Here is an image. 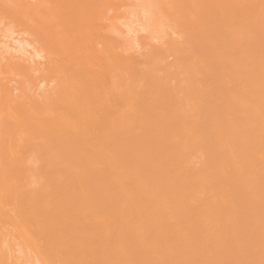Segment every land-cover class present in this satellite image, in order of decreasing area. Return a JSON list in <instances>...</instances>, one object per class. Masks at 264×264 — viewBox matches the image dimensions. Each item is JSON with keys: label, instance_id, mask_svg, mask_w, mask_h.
I'll list each match as a JSON object with an SVG mask.
<instances>
[{"label": "bare ground", "instance_id": "bare-ground-1", "mask_svg": "<svg viewBox=\"0 0 264 264\" xmlns=\"http://www.w3.org/2000/svg\"><path fill=\"white\" fill-rule=\"evenodd\" d=\"M116 1L117 0H0V37L2 38V39L0 38V264H10V263L11 264L12 263L17 264L19 262V260H21L20 258H18L20 256L16 255V254H18V253H16L17 252L16 249H19V248H21V250H22L21 252H19V254L23 253V252H25V254H26V251L30 252V253L32 251L34 252L35 250H33V249H35V248L37 249L36 251H37L38 255H39L40 251H41L40 253L43 252L44 255L41 254L43 256V257L42 256L41 257L43 258L42 259L43 262H46L45 264H47L46 259H50V262H49L50 264H86V260H85L86 255L89 252H91V253L93 252L94 254H96V256L98 255L97 258L98 257L101 258L100 263L98 262V260L94 259L95 261L98 262L97 264H117V262L119 264H126L127 261L125 260V253L123 252L124 249L122 248V246L125 245V244L123 245V243L124 242L127 243L126 238L128 239V242L132 243L131 246L129 245L131 247L130 249L133 250V252H136V254H139L138 256H140V255H144L147 257L150 256V257H152L151 258L152 260H153V258L156 260V258L159 257V258H161L160 261H162V259H163L164 260L163 262H166V263H167V257H168L170 264H184V263L188 264V263L192 262V261H190L191 258H187L188 255L192 254L193 250H194V252H196L198 250L197 247H199V248L201 247V246H198V244H196V243H198V242H196V240H194V242H195L194 245H192L191 243H187L188 241L185 242V244L183 243L184 245L183 244H175L173 241L176 239L173 240V238L171 239V238L167 237L168 236L167 235L164 237L165 238L164 240H162L160 242L158 240L159 245L157 244V246L155 248H153L152 250L151 249L148 250L149 248L147 249V247L145 246L147 240H149L151 237H152V239L155 238V236L157 234L159 236H160V234H164L163 230H167L168 225H170L169 223H167V220L164 221V223H160L159 219L161 217H166V218L168 217L170 219L174 218V222H178L182 219V220L187 221L186 223L188 225V220H190V217H192V216H188V214L190 215V213H187L188 211L193 213L194 218L193 217L192 218L195 219L194 221L197 224V226H195L196 227L195 232H196L197 236L203 237V239H204V236L207 233L211 232L210 233L211 234L210 235L211 241H209L211 244H209V245L211 246L213 244V246H211V248H210V246L208 245L209 246L208 248H204V249L200 248L201 250H204L203 252L207 251V253L210 252V254H211V255L206 254V256H204L203 260H205V257H206L205 262L207 264L211 263V262H212L211 264H217L218 260L221 257L220 256V253L222 250L221 248L224 247V246H221L222 245L221 242L223 240H221L222 239V235L220 233L221 231L219 232L220 229H224V228H219V227H221V225L224 226V224H225L228 231H231V232L235 231L236 233L238 232V234L242 235V236L245 235V240H247L246 236H247V238L250 237V239H251V237H252V239H253V237L256 238V235H257V237H259V235L261 233L263 234V237H264V231H263L264 225L262 224V222L260 224L256 220H254V219H257L258 214L262 215L264 213V206H263L264 205V186H263L264 185V183H263L264 182V173H263V178L261 179V181H262L261 182L262 184H261L260 180L257 179V178H259V176H258L259 172L258 173L255 172L256 169H257V171L262 170V169L260 170L259 168H261V167L258 166V164H260V163L257 164V161H256L255 163L257 165L256 164L255 165L257 168L253 167L254 158H252V157H254V156H252L253 153H256L258 156V154L262 150L264 151V0H260V1L259 0H222V1L221 0H196L197 2H199L198 5L199 6L201 5L200 8L198 7L201 11L199 13V10H198L196 13V11L194 10L195 11L194 13L201 14V15H199L201 19L198 18V15H197V18L199 20L203 19L202 22L204 21V26L200 25V27H198V28L195 27L196 28L195 31L191 30L192 31L191 33L194 32L193 35L192 34L190 35V33H188L189 35L187 34L188 36H186V37H190V38L186 39V38H184L185 36L182 37V35H180L185 40H183V39L179 40V41L176 40L175 38H173V37H175V34L172 32L174 34V36L172 38H173V40H175L177 42L175 43L173 41L174 44H171L173 42H171V38H169V36H168L167 39H169V42H171L170 43L171 45L165 44L166 46H164L163 43L160 44L161 41L159 42V44H156V45L155 44H149V43L143 44L142 43L143 40H141V37L139 38L140 41H139V39L137 41L141 42L142 44L141 43H135L136 40L134 41V43H135L134 45L131 42H130L131 44H128V42L126 43L125 41H123V40H127V39L121 40L122 38H120V36L113 35V33H116L115 31H113V28H112L113 33L111 34V32L109 31L110 28L108 27L109 24H107V19H109L111 17H109L110 15L107 17V15H108V11L112 7H114V4ZM119 1H117L115 5H117V4L120 5L121 2L118 3ZM126 1L127 0H125V3H126ZM147 1L149 3H151L150 0H147ZM163 1L161 0L160 2L163 4ZM186 1L188 2V0H185V2ZM148 2H146V3L148 4ZM160 2L157 3V5L160 4ZM168 2L171 3V5H173L172 2L175 3L174 0H171V1L168 0ZM177 2L179 4L180 1L178 0ZM181 2H183V1H181ZM258 2H260V4ZM136 3H137V1H136ZM165 3H164V6H165ZM121 4H123V3H121ZM181 4H183V3H181ZM127 5H128V3H127ZM132 5H134V3H132ZM150 5L148 4V6H150ZM166 5H168V4L166 3ZM194 5H197V4L195 3V4H193V6ZM134 6L136 7V5H134ZM134 6H132V7L134 8ZM159 6H161V5H158V7ZM181 6H183V5H181ZM151 7L155 8V6H153V5ZM166 7L167 6H165V8ZM184 7H185V5H184ZM187 7L189 8V6H187ZM143 8H145V10L148 9V7H143ZM171 8H173V6ZM150 9H152V8H149L148 9L149 11L148 10L147 11L150 12ZM166 9H164V10H166ZM173 9H175V8H173ZM176 9H177V7H176ZM176 9H175V11H176ZM185 9L187 10V8H185ZM189 9H191V8H189ZM195 9H196V6H195ZM128 10H130V9H128ZM131 11L133 12V10H131ZM131 11H130V13H131ZM169 11H170V8L168 9V11H166V13L167 12L169 13ZM171 11H172V9H171ZM158 12L156 11V13H158ZM127 13H129V12H127ZM162 13L164 14L165 11ZM172 13H175V12H172ZM190 13H192V11H190ZM231 13H233V14L235 13L236 15L233 16ZM142 14H144V12H142ZM177 14H179V13L177 12ZM230 14L232 16V19L228 20V17L231 18ZM248 15L253 18V20H252L253 22L250 20L251 17H249V19H247ZM164 16H166V15H164ZM172 16H174V14ZM189 16L191 19V17H193L194 15H192V16L189 15ZM150 17L154 18V20H155V17H152V16H150ZM150 17H148V18H150ZM151 18L148 21H152V25L149 22H147V23H149L148 24L149 26H153V24H154V27H152V28L156 27L155 29H157V30H158V27H160V29H161V27L165 28L160 23L158 24V20L154 21V22H157V24L155 25V23L153 22V20H151ZM160 18L161 17L159 16V19ZM178 18H179V16H178ZM131 19H132V17H131ZM142 19H144V18H142ZM125 20H127V19H125ZM134 20H132L133 23H135ZM186 20H183L182 22H184V21L186 22ZM194 20L195 19L190 20V21H194ZM248 20H250L252 22L250 25L253 26V28H255V30L253 31V32H256L255 37H254V33L250 34L251 31H247L249 34L246 32V30H247L246 27L249 25ZM128 21H125V24L126 23L128 24ZM196 21H197V19H196ZM222 21H224V23L227 27V28L224 27L225 28L224 30L222 29V27H221V29L218 28L219 24L222 23ZM109 22H110V20H109ZM160 22L162 23V21H160ZM187 22L183 23V25L187 24ZM130 23H132V22H129V24ZM136 23L139 24V22H136ZM145 23H146V21H145ZM189 23H191V22H189ZM205 23L207 24V26ZM123 24H124V22H123ZM142 24L144 25V22H142L141 25ZM157 25H161V26L157 27ZM170 25H172V23H170ZM191 25H189V26L187 25V26L190 27ZM208 25H209V27H208ZM128 26L129 25H127V27L122 28L124 30L126 28L127 33L129 32V30L136 28L135 27L136 24L134 27H132V29H129L131 27L129 26V28H128ZM149 26H148V29L150 30ZM182 26L181 25L178 27L176 26L177 30L179 27H182ZM195 26H196V24H195ZM113 27H114V25H113ZM249 27H247V28H249ZM152 28H151V30H153ZM163 28L161 30H163V32H166ZM168 28H169V25H168ZM185 28L187 29V27H185ZM143 29H144V26H143ZM189 29L190 28H188V31H189ZM141 30H142V28H141ZM157 30L154 31L153 33L151 32L150 34L153 35L155 32H157ZM180 30H182V29H180ZM248 30H253V29L250 28ZM132 31L134 32V30H132ZM135 31H137V30H135ZM243 31L246 32V34L251 35V36L250 37L248 36L247 37L248 39H246V36H245V39H243V37H244ZM118 32H120V31H118ZM141 32H143V31H141ZM141 32H139V34ZM180 32H183V30ZM122 33H123V31H122ZM158 33H161L160 30H158ZM158 33H156V34H158ZM172 33H171V35H172ZM122 35L124 36V34H122ZM128 35H130V33H128ZM169 35H170V33H169ZM164 36H166V35H164ZM252 36H253V38H252ZM5 37H6V39H5L6 41L3 40ZM134 37L132 39L136 38V37L135 38ZM223 37H225V40H226V38H228L229 41L226 40V41H228V46H225L226 44L223 43V41H224ZM7 38L9 40H7ZM249 39H251V40H249ZM2 41H4V42H2ZM153 41H154V38H153ZM155 41H156V37H155ZM155 41H154V43L158 42V41L157 42H155ZM183 41H184V43H183ZM163 42H164V40H163ZM179 42L181 44H179ZM175 44H177V45H175ZM27 47H29V50ZM204 47H206V49ZM30 48H31V50H30ZM204 49H205V53H204ZM197 50L198 51L202 50V53L201 52H197V53H201L203 56H201L200 54H198V55H200V57H202L203 59H201L194 52ZM183 51L184 52L186 51L185 52L186 54L185 55L183 54L185 60L183 59V57L181 55H179V54H182ZM192 52L198 56V57L195 56V57H197L196 60L192 59L193 58V57H191V56H193ZM226 53L228 55H229V53H231L232 57L226 55ZM174 54L175 55L178 54L179 56H181V59H183L186 62L189 60L190 62L188 61L187 62L188 64L191 63V65L187 64L189 66V68L186 71L187 75L185 72H182V73H185L186 76L189 75L188 77L190 78V81H188V79H189L188 77H187V80L185 78H183L186 80V82L188 81V83H186L185 81L183 82V80H181L182 78L181 79L178 78L179 81L176 79L177 77H183L184 74H182V73H181L182 75L180 74L181 76H179V73H177L176 75H178V76L175 78L176 81L173 80L175 73H176L173 70H177L179 68V71H180V69H182L184 67V66H180V64L179 65L177 64V66H178V68H177L175 65L176 63L174 64V61H173V66L175 65V67L177 69L172 70V68H173L172 62L170 65L169 64L170 59L168 57L171 55L174 56ZM187 54H189V55H187ZM236 55H237V58H239V59L236 58ZM173 56H172V58H173ZM225 56H227L228 58L226 59ZM229 57H231V60ZM198 58H200L201 60ZM234 58L237 59L238 62ZM174 59L175 58H173L171 60H174ZM197 59H198V61H197ZM167 60H169V61L165 63V61H167ZM194 60H195V62H194ZM232 60H235L237 63L234 61L232 62ZM184 61H183V63H184ZM163 62L165 63V66H162L164 64ZM181 62H179V63H181ZM161 63H163V64H161ZM211 63L216 64L217 65L216 67H218V65H220V67H221V69H219L220 67L218 68V70H220V71L217 72V75H215L216 73L214 72V75L217 78L214 75H210L211 78L208 76L212 72L210 71L211 69L209 66H208L209 70H207L208 68H205V66L207 67V65L211 64ZM182 65H184V64H182ZM186 67L187 66H185L184 68L186 69ZM199 67H201L202 69L205 68V70L207 72H210L207 75L206 71L203 70L206 73V74L202 73L204 76V77L201 76L203 78V80L206 77L205 75L208 76L207 78H205L204 81L202 79H198L200 77V74H201V71L199 69L197 71V72L200 71L199 74L196 75L197 72H194ZM211 68H214V67H211ZM122 70H126L125 73H123V72L121 73ZM119 71H120V73H119ZM179 71L177 70V72H179ZM181 71H183V70H181ZM173 72H174V74H173ZM242 72L244 74H242ZM192 73L195 75L193 76ZM235 73L236 74L239 73V75H241V76L245 75V76H243L244 78H242L240 76V79H238L239 77L237 78L234 76V75H236ZM191 75H192V77H191ZM196 76H198L197 79L193 80V78H196ZM232 78L238 79L237 85H235L237 87H235V88H233L234 86H231V85L229 87V83L232 82L231 84H233V82L235 81V79H234V81H231ZM255 78L259 82H257V80ZM142 81H143V83L140 84V82H142ZM181 81H182V83H181ZM149 87L151 89H153L152 87H154V88L156 87L157 89L156 90L154 89V93H153V90L151 91L148 89ZM146 90L149 92L151 91L152 94H151V92L149 94L148 93L146 94L145 93ZM224 90H225V92H223ZM220 91H221V93L223 92L224 94L221 95ZM248 94H250V95L254 94L253 96H256L255 99L253 97L254 102H252L251 98H250L252 95L251 96L249 95V97H247ZM205 95H207L208 97H206ZM209 95L214 96V98L212 97L213 98L212 100H214V101H211L210 104L213 106L215 105V106L212 108L209 107V109H208V106H210V104L207 103L208 102L207 99L210 98ZM193 97L195 99H193ZM168 98L169 99L171 98L170 100H172L173 98L177 99L176 102H178L180 104V106H183L184 108L180 107V109H178L179 107L176 108L175 106H174L175 108L174 107L170 108L171 106L167 107L166 102L167 103L169 102ZM196 98H197L198 102L195 103ZM200 98H202L204 101ZM204 98H207V99H204ZM148 99H150V100H148ZM188 99L189 100L190 99L195 100L194 102L193 101L191 102L193 104L195 103L194 106H192V104H190V106H192L193 108L196 107L195 105L197 103H198V105L202 104V103H199L200 102L199 99L201 100V102L203 101V103L206 100L207 105L208 104L209 105L207 106L205 103L204 104L207 107L199 105L200 109H204L203 111H199L200 110L199 109V110H197L198 111L197 112L195 109H192L191 107H189V109L191 108L189 110V109H186V107H187L186 101L188 102ZM210 100H211V98H210ZM163 101H165L166 105L161 104ZM246 101H249V102H246ZM173 102H174V100H173ZM176 102H174V103H176ZM154 103L157 106H158V104H160V105L158 107L157 106L156 107H154V106L150 107L149 104L153 105ZM119 104H122V106H124V107L118 108L117 105H119ZM171 104L172 103H170L169 105H171ZM224 104H229V105L234 104L236 106V107L233 106L234 108L238 107V109L241 108V111L245 110V112L240 111L242 114L246 113V116L242 115L244 117V119L242 120V122L240 121L241 125L240 124H238V125L234 124L236 126V128L235 127L233 128V126H231L233 123H231L229 125L231 127H229V126L227 127V126H223V125L220 126L218 124L217 126H220V127H218V129H216L217 127L214 125L215 129H213V130L214 131L216 130L214 132L215 134L213 133V130H212L213 134L211 133L212 127H209V128H211L210 131L208 130L209 128L207 127L208 131L205 132L206 128L204 127L205 129H201V126H200L199 128L201 130L198 129V131L200 130L199 132L198 131H195V132L191 131L192 133L187 135V137L189 136V139H190V142L192 143V145H195L197 143L195 146L198 145V141L200 140L201 136H203L204 140H206V141H207V139L210 140V139L214 138V139H212V141L210 140L211 144L215 143V142H213V140L216 142L218 141L217 142L218 146L220 144L221 150L219 149L220 151H218V152H217V150H216V152L214 151L215 152L214 155L212 153H213V150H215L217 144L215 143L216 146L214 147V149L212 148L213 146L209 147L210 152H212L211 153L212 155L211 154H209V155L213 156V157H211V159L213 158V160L209 159V160H211L210 162L212 163V165L208 160L209 164H204V161H203V164L206 166L209 165V166H207V167H209V169H207L205 166H201V167H204V169L206 168L205 171L207 173L204 172L203 170H201L200 167H196V168H199L201 171L199 170L198 172L195 173L194 172L196 170L195 167H194L195 170L193 169L194 171H190L192 169V167H191V163L189 161H187V159L190 161H191V159L193 160V157H194L196 151H195V153H193V150H191V148L193 149V147H195V146H192L190 144V142H187L189 139L186 138L185 139L186 142H185V140L183 141V142H185L186 145L183 142H182L183 143L182 144L181 142L178 141L179 143L175 144L174 143L175 141L174 142L172 141L171 143L175 144L172 153L167 152V155H165L164 158L162 157V159H160V156L158 154H157V157H155V155L152 154V152L147 149V151H149L152 155H154L153 158L155 157V160H157L156 158H158V156H159L158 159H160L158 162L154 161V159H152L154 162V163L152 162L154 165L153 167H155V170L157 172L160 171V172H158V174H153V175L156 176V175H160V173L166 172L167 175H165L166 174L165 173L164 174L165 176L161 175V177L164 176L163 178H165L167 176V178H165L164 180L161 178L162 181H160V179L158 180L156 178L157 177L156 176V177H153V178H156V180L153 181V178L151 177L153 182L151 183L150 182L151 180H150L149 181L150 183L149 182L146 183L148 181L146 179H148V177L152 176V171L151 172L149 171L151 168L153 169V167H151L152 164L150 162V159L152 157L150 158V156H149V159H148V155H150V153L149 152H148L149 154L145 153L147 151L140 153V154L145 153L147 157L146 156L143 157V155H142V157L144 159L146 157V159L149 160V161L147 160L148 162L143 161L144 159L141 161H143L145 163L150 162V164H145V163L142 164V162L140 164L139 162H136L137 160L135 161V160H133V158L132 159L130 158L129 152L132 150L131 148H132L133 143H131V141H133L132 136H133L134 132L132 130V132H131L132 136H130V133H128L129 131H127L126 134H124V135L121 134L124 132V131L121 132V130L123 128L121 126H122V124H124L123 122L125 120L127 122V119H128V121H130V123L127 122L128 123L127 124L125 122V124H127L130 127V129H134L135 128L134 126H139V125H140L139 128L141 129V126L144 127L143 126L144 124L148 125V124H146L148 122L142 123L143 125L140 124L141 122H143L142 121L143 117L148 118L147 116H149V117L151 116V118H153L152 116H154V118L156 120L158 118H161L160 119L161 124H163L162 126H164V129L161 127L163 129V130L162 129L161 130L165 131L166 135L171 134L172 136H176L175 138H177L179 140V137H177V135L178 136H180V134L184 135L183 130H181L184 127V125L190 124L189 127H191V129H194L195 128L194 125H197L194 123L195 122L198 123V121L188 123L187 121H185L186 119H184L183 117L186 118L188 116L190 118V116H192L191 118L193 119V117L197 115L196 117L199 118L198 115L200 114V112H203V114H205V115H203V117L204 116L205 117L206 116H212V120L214 121L215 118L221 117L219 115L225 114L224 112L223 113L221 112L224 110L226 111V109H223V108H221L223 110L220 111V113H222V114L218 113L220 106L224 105ZM176 105H177V103H176ZM177 106H179V105H177ZM216 106H218V109L215 108ZM202 107H206L207 109L202 108ZM222 107L225 108L226 106L224 105ZM230 107H232V106H230ZM257 108L258 109L260 108L259 111ZM234 110L235 109H233V112H234ZM261 110H262V112H261ZM232 114H234V113H232ZM236 114H239V113L237 112ZM226 115H227V113H226ZM200 116H201V114H200ZM229 116H230V114H229ZM156 117H158V118H156ZM170 117L176 118V119H180V117H181V120H180L181 123L179 121V126L177 125L178 122H176L178 120L175 119V121H173V122L174 123L176 122V123L174 125L175 127L173 128L172 127L173 123L171 122L173 119L172 120L170 119L171 120L170 121L169 120ZM239 117H240V119L242 118L241 116H239ZM131 118L137 119L139 122L141 120V122L139 123L137 120H135L139 123V125H136V124H134L135 122L133 121L134 125L132 124L133 128H131L132 127L131 126V121H132ZM165 118L168 119V121L172 124H169V122H168L167 124L165 123V125H164L163 121L165 120ZM182 118L184 120H182ZM191 118H190V122H191ZM226 118L228 119V117H226ZM233 118H234V116H233ZM233 118L230 117V119H233ZM148 120H149V118H148ZM160 120H158L157 122H159ZM193 120H195V117ZM206 120H204L205 124H206ZM210 120L208 119V121H210ZM224 120L226 121V119H224V118L222 119V121H221V119L219 121L221 123V122H225ZM237 120H238V118H237ZM200 121H201V119H200ZM213 121H211V123ZM219 121H217V122L219 123ZM229 121H231V120H228V122ZM157 122L155 121L156 125L157 124L160 125V123H157ZM184 122L185 123L187 122L188 124L187 123L185 124ZM249 122L253 123V128L247 126V124ZM153 123H154V120H153L152 124ZM182 123H184V125H182L181 126L182 128H180V125ZM211 123L209 124L210 126H211ZM214 123H216V122H214ZM235 123H237V122H235ZM150 124L151 123L149 122V125ZM192 124H194L193 125L194 128H192V126H191ZM221 124H223V123H221ZM127 125H124V126L127 127ZM156 125H153V126H156ZM159 125H158V127H159ZM225 125H226V123H225ZM254 125H257V126H254ZM117 126H119V128L121 129L120 130L121 133L117 131L119 129V128H117ZM151 126H150V128H151ZM177 126H178V129H177ZM237 126H239V127L237 128ZM126 127H125V129L128 130L129 128L128 127L126 128ZM158 127H156L157 130H158ZM196 127L198 128V126H196ZM105 128L110 129V133L107 135L102 134V132ZM139 128L137 130L139 132H141L142 129L139 130ZM175 128L177 131L175 130ZM179 129L181 131H179ZM245 129L247 131L246 132V139H245V136H243ZM137 130L134 129L135 132ZM170 130H172V131L170 132ZM203 130H204V133L210 132L211 134L210 133L204 134ZM162 131H161V133H162ZM149 132H147V133L150 135L146 134V136L143 135L144 132L143 133L141 132V134L138 133L137 135H136V133H137L136 132L134 135L139 136V134H140L139 138H137L138 141H140L141 135H142V139H141L142 142H143V139L145 137L146 138L149 137L148 139L150 141V138L153 137L154 134L157 132H155V133L153 132V134H152V132H150V133ZM174 132H177V133H174ZM119 133L121 134V136ZM165 133L163 132V136L165 137V140H163L164 139L163 136L161 138L162 143H160L161 139L159 142L156 139L157 137L158 138L161 137L160 134L158 136H156V138H154L155 136L153 137L154 140L156 139L155 141H157L159 143V144L155 145L154 144L155 141L153 140V142H154L152 145L153 148L158 147L156 151L161 150V149H164V151H166L167 150L166 148H168L170 146L168 143H166L167 142L166 138H168L169 136L166 137V135H164ZM200 133H203V134H200ZM128 134H129L128 137L129 138L131 137L130 139H132L131 141H130V139H127L128 137L126 139H123ZM157 134H155V135H157ZM198 136H200V137H199V139L197 138L198 140L196 141V137H198ZM133 137H135V136H133ZM203 137H201V138H203ZM205 137H207V138L205 139ZM153 138H151V140ZM169 138H168V140H169ZM173 138L172 139L170 138V139L174 140ZM123 140H126V141H123ZM181 140H183V139H181ZM204 140L201 139L199 141V143H201V141L204 142ZM134 141H135V139H134ZM138 141H137V144L141 142V141L140 142H138ZM164 141H166L165 143L168 145L163 143ZM126 142H130L129 143L130 145L126 146L128 144ZM142 142L140 143L141 145H145L148 143L147 142L145 144H142ZM144 142H145V139H144ZM150 142H152V141H150ZM150 142H149V144L151 145L152 143H150ZM223 142H227V143L231 144L232 147H234L233 148L234 151H232L234 153L232 156H231L232 153L229 152L231 149L229 151H227L228 154L224 155V151H226L224 149H227L228 145L226 143L227 146L225 147V144H222ZM107 143L110 144L109 147L111 146L110 147L111 150L108 149L109 150V151H107L108 155L105 153L107 148L104 149L105 151L104 150L103 151L107 155L106 158L108 157L107 161L111 162V167H110V164L107 165L106 167H104L105 164H103V163H105V162L103 160H102L103 163L102 162L101 163H102V166L104 165L103 166L104 169L109 166V168L111 170V171L110 170L109 171L110 172L114 171L113 172L114 177H113V173H112V176H110V178L113 177L114 184L119 185V186L115 187V190H113V193L108 192L109 194H107V192H106V194L104 193L106 191L105 188H104V192L101 191L102 190L101 185L103 184V180L101 178L102 176L98 177L99 168H97L96 164L98 162L100 163L99 160L101 157L98 156V158H96L95 156L97 153L99 155V153L101 151L99 150L98 152H95L96 153L95 155H94V153H91V152H93L94 149L96 150L97 148L104 147V145ZM187 143H188V146H187ZM149 144H148V148L150 146ZM201 144L203 145V143H201ZM206 144H208V143H206ZM139 145L135 144L133 146V147H135V149H137L136 152H138V153H139L140 149L138 147L136 148V146H139ZM157 145H160V146H157ZM165 145H166V148H164ZM189 145L192 146V147L190 146L191 147L190 151L192 152V155L194 154L193 156L190 155V151L188 149ZM222 145H223V149H222ZM152 146H150V147H152ZM142 147H140V148H142ZM204 148L207 149L206 146ZM210 148L213 150L211 151ZM86 149H88V151H90L92 149V151H90L91 154L89 152L85 151ZM135 149H133V150L135 151ZM142 149H141V151H143ZM154 149H156V148H154ZM216 149H218V148H216ZM117 150H119L118 153L121 152V154H122L118 158H117ZM133 150H132V152H133ZM151 150L153 151L152 148H151ZM201 150H199V151H201ZM156 151L154 150L153 153L155 152V154H156L157 153ZM244 151L247 153H244ZM204 152H205V157H207L206 155L208 154V149H207V154H206V150ZM204 152H203V154H204ZM161 153L162 152H160V155H161ZM168 153H170V154H168ZM239 153H241V154L244 153L243 154L244 156H242V159H243L242 164H240V166L244 165L243 167H240L241 169L244 168V170H240L239 165H237V163H236V165H234L235 166L234 167L235 169H234L232 167V165H233L231 162L232 160L230 161L232 165H229V163H228L229 160L227 159L228 161H226L224 158L226 156L227 158L233 157V159H235V158L238 159L239 157L236 154H239ZM134 154L136 155V153H134ZM222 154L224 155L223 158H222V156H223ZM228 155H230V156L228 157ZM246 156H247V158L249 157V159H251V160L249 161V159H247ZM259 156H258V158H259ZM43 157H46V160H43L42 159ZM133 157H135V156H133ZM136 157H139V156L136 155ZM189 158H191V159H189ZM261 158H259L258 160H260ZM97 159H98V161H97ZM103 159H104V156H103ZM180 159L182 160V162H183V160H186L185 162L190 163V166H188V165L187 166L191 167V168H189V170H186V168L188 169V167H186L185 169L181 170L182 169L181 167L184 168L186 165H184V166L182 165L180 167V164H179L180 170H178L179 167L178 168L176 167V169H175V166H173V162L178 164L177 161H180ZM230 159H232V158H230ZM224 160H225V162H224ZM248 161H249V163L250 162L251 163L249 164ZM119 162H122V165H120ZM191 162L193 163V161H191ZM226 162L228 163V165L230 167H232L231 171L233 172V170H234L236 173L233 172V174H232V172H231L232 175L228 176L230 173V170L228 171V169L226 167L228 165L224 166V164H226ZM155 163L157 164V166L155 165ZM240 163H241V161H240ZM117 164L120 165L121 168ZM182 164H185V163H182ZM251 165L253 168L249 167ZM98 166L100 167V165H98ZM102 166H101V168H102ZM176 166H178V165H176ZM192 166H195V165L192 164ZM237 166H238V168H237ZM136 168L140 169L141 172H144L145 173V174L143 173L144 176L142 173H139L140 171H138V170H136V173H135L134 169H136ZM210 168H211V170H210ZM117 169L119 172H117ZM119 169L120 170L123 169L122 170L123 172L121 173V171ZM212 169H213V171H212ZM251 169L253 171H250ZM254 169H255V171H254ZM132 170H134V172ZM155 170H153V171L155 172ZM137 171L139 174H137ZM248 171H250V172H248ZM64 172L65 173L68 172L70 176L68 174H65ZM110 172H109V174H110ZM129 172H130L132 179H134L133 177H135L136 175H138V176L141 175L143 177L142 182L143 183L145 182L146 184L141 183L140 181L142 180V178L141 177L139 178L137 176L138 179H140V181H138L137 184L133 183V185L135 184L136 187H134V189H133L134 193L131 192L134 195L133 196L128 195L131 197V198L129 197L130 200H128L126 202L119 201L118 206H116V204H115L116 202H115V203H113L115 207L111 206V204H110V206H111L110 209L113 207L114 208L111 210L112 212L111 211H109V212H111L115 215V221L116 222L121 221L124 224L125 221L136 218V217L135 218H132V217H134V216L138 217L139 215H141L142 214L140 212L141 210L139 211L137 209L138 207L135 206L134 203H136L135 202L136 199H139L142 196L144 199H145L144 196H149V195H151V199H152V196H154L156 194H158V195L160 194V195H163L165 197L171 196L169 198H173L172 199L173 203L171 205H169L172 200H170V203L168 204L167 201L165 203L164 201H162L158 198L159 200H156L157 203L155 205L151 206L150 208H147V206L149 207V204L151 202H149V204H146V206H144V208L146 207L147 210L142 211L143 214L141 215L142 216V222H144V224H145V228H144L145 231L140 230V227L137 224L139 222L136 223L137 225L136 224L131 225L129 223L130 226H128V227H130L129 229H131L133 231L132 234L129 232V234H128L129 236H126L127 235L126 233L128 232V231H126L127 229H124L126 231V233L124 230H122L124 232H118L119 230L117 231L116 227L113 226L112 230L114 229V227H115L114 230H116V231H114V233L116 232L115 236L113 237V240L111 239L112 242L107 241L108 243L110 242L108 248H110V246L112 247L109 249V250L112 249V251H111L112 255L110 257L105 258L104 257V254H105L104 251L106 250V246H105L106 242L105 243L103 242L104 245H102L100 243V246H96L95 244H93L94 246H96V249H95V247L92 246V248L95 251L94 252L93 249H91V247L89 248L90 243H91L90 241H94V239L93 238L91 239V237H90L91 235L88 236L87 231L85 234V231H84L85 226L81 225L83 223H78L75 225V224H73V222L77 223L78 220L79 221L82 220V218L84 216H87L90 213L92 215H98L100 212L102 213L101 210H103V209H101V208L103 206L100 207V205H101L100 203L106 201L105 200L106 197H108L107 199H109L111 197V195H115V197H116V194L118 191H119L118 192L119 195L121 196L122 193L120 191H122V192L126 191L125 188L123 187L124 185L122 186V183L118 179H120L121 176L123 178L124 174H125V176L127 174L129 175ZM211 172H214V173L211 174ZM237 172H240V173H237ZM251 172H255V174H257V177L256 178L254 177V175H255L254 173H252L253 175L251 176ZM43 173H44V175H43ZM94 173H95V175H97L98 178L94 179L92 177V179H94L92 181V179H90L91 178L90 176L91 175L93 176ZM104 173H105V171H104ZM104 173L102 172L101 174H104ZM105 174L103 175L104 177H105ZM117 174H118L119 178L117 177ZM132 174H134L135 176H133ZM208 174L209 175L211 174L210 177L212 179V183L217 182V184H218L217 188L218 189L216 188V186H217L216 184H215V186L211 185L213 188L211 189V187L210 188L205 187L206 188L205 190H207V192L204 191V192H206V194L205 193H203V194H205V196H207L208 195L207 194L208 189H211V190H209V196H210V193H213V195L217 194V195L221 196V198H222L223 197L222 194H223L224 198L226 200L222 199L223 201L222 200L220 201L221 198L219 196L216 195L218 197L217 198L216 196L211 195L212 198H209V199L204 198L205 200H203V198H202L201 201H205L202 203L196 199L197 201H199L202 204L201 206L198 205V207H196L197 206L196 201L194 202L196 204H194V203L191 204V201H189L190 198L192 197V193L199 192V191H196V192L193 191V190H195L194 188L197 189V187H194V186L198 182L196 185L199 186L198 189L201 191L200 187L203 188L204 186H207V185L209 186V184H212V183H209L207 180V179H210ZM65 175H67L69 177H67ZM195 175H197V176H195ZM233 175L236 177L238 176V178H241L243 180V181L242 180H240V181L242 183L241 187L243 188L244 191L243 192L241 191L243 195L241 194V192H238L240 194H237V195H242V196H237L235 193L238 190L235 189L236 186L234 184H232V187L235 186L233 188V190L235 189V191H234L235 193L232 192L233 190L232 191L228 190V191H231L230 194L232 193V195L234 193L235 198L230 197V198H228V200H229L228 201L227 197H225L228 194V191H227L228 188L225 189V187L229 186L230 187L229 189H232V187H231V185H228L230 183H229V181L227 182L226 179H227V176L231 177V178L234 177ZM64 176L67 177L68 179L65 178ZM131 177L129 176V179ZM207 177H209V178H207ZM159 178H160V176H159ZM238 178H234V179H236V181H237ZM213 179H215V180L213 181ZM234 179H233V181H234ZM255 179H257L256 180L257 182L253 183ZM117 180L119 182H117ZM125 180H126V177H125ZM157 180L159 181V183ZM236 181H234V183ZM125 182L126 183L128 182L129 184L131 183V181H125ZM90 183H93V185H91ZM109 183L110 182L106 183V188L108 186H110ZM226 183H227V185H226ZM86 184H88V185H86ZM114 184H112V185H114ZM193 184H194V186H193ZM30 185H33V186L31 187ZM112 185L110 187H112ZM146 185L148 187H146ZM238 185L240 186V184H238ZM238 185H237V187H238ZM87 186H90L91 189L93 188L94 190L93 189L92 190L95 193H92L90 187H88L90 189V191H89ZM220 186H221V188H220ZM118 187L120 190L117 189ZM179 187L182 188V189L180 188V191L181 190L183 191V188H184L185 194H187V191L188 192H189V190H191V191L187 195H182V193H179L182 195V196L180 195L181 196L180 197L179 195H177L176 192H174L177 190V188L179 189ZM190 187L192 189H190ZM187 188L189 190H187ZM222 188L225 189L226 191L224 190L225 192L224 191L222 192ZM239 188L240 187H238V189ZM172 189H174L173 192H172ZM212 190H214L217 193H215L214 191L212 192ZM217 190H219V191H217ZM220 190L222 192L221 195H220V193H221ZM177 192H178V190H177ZM218 192H220V193L218 194ZM173 193H174V197H173ZM199 193L201 194L202 191ZM198 194H196V195H198ZM234 195H233V197H234ZM195 196H194V198L192 197L193 198L192 200L195 199ZM127 199H128V197H127ZM140 199H142V198H140ZM151 199H150V201H151ZM259 201H261L260 202L261 204L259 203ZM146 202H148V201H146ZM221 202H224V203H221ZM251 203L254 204L253 205L254 207H252ZM103 204H105V202ZM257 204H259V205L263 204L262 205L263 208L260 209V207ZM129 205H130V207L131 206H135V207H132V209L131 208L128 209L127 207ZM235 205L237 208L235 207ZM250 205H251V208H250ZM255 205H257L258 207L257 206L255 207ZM140 206H141V204H140ZM240 207H242V208H240ZM181 208L184 210H187V211H185L186 213L185 212L182 213L183 215H181V213H179ZM107 211L108 210H106V212ZM101 213H100V215H101ZM248 213L249 214L251 213L252 217L253 216H256V217H253L254 218L253 219L251 217V214L248 215ZM244 214H245V216H244ZM104 215H101V216H104ZM261 215H260V218L264 214L262 216ZM105 216H107V215H105ZM185 216H186V218H185ZM237 216L239 219H242V218L244 219V221H242V222H244L243 225H242V223H241V226L238 225ZM240 217H242V218H240ZM250 217L253 220H250L251 219ZM96 218H101V217H99V215H98V217H96ZM89 219H91V217H89ZM92 219H94V218H92ZM139 219H140V216H139V218H137V220H139ZM248 219L250 220L249 223H248V221H249ZM262 219L264 220L263 217H262ZM262 219H261V221H262ZM123 220H125V221H123ZM224 220H225V222H222ZM258 220L260 221V219H258ZM115 221H113V223ZM251 221H252V223H251ZM255 221H256V223H255ZM80 222H82V221H80ZM109 222H111V221H109ZM109 222L107 220H101V221L97 222V224H96L97 225L96 231L98 232L97 235L101 236L102 234H107V232L109 230H111L110 227L112 225ZM171 223H172V221H171ZM189 223H190V221H189ZM263 223H264V221H263ZM113 225H115V224H113ZM218 225H220V226H218ZM193 226H194V223H193ZM9 227L10 228L13 227L14 229L12 228L13 230H11V229H9ZM28 227H30V228L34 227V228L30 229ZM90 227H92V226H90ZM123 227H124V225H123ZM180 227H181V225H180ZM238 228L241 229L242 231L244 230V231L250 233L251 236H249V234L244 232V231L243 232L240 231ZM260 228L263 229L262 232H260L261 230L258 231ZM25 229L28 231V233H25ZM28 229H30V230H28ZM187 229H189V228H187ZM191 230L193 232V229H191ZM13 231H14V233H13ZM29 231H31V232L34 231L33 235ZM180 231L182 232V230H180ZM15 232H16L17 236H14ZM35 232H37V235ZM224 232H226V231H224ZM215 233L217 236L215 235ZM10 234H12L14 237ZM172 234H174V233H172ZM186 234H187V232L185 233V235ZM9 235H10V240H8ZM34 235H35V237H34ZM109 235H111V234L109 233ZM224 235H226V234H224ZM229 235H231V234H229ZM6 236H8V237L6 238ZM22 236H24V237H22ZM36 236H37V238H36ZM177 236L178 235H176V237ZM181 236L183 237L184 235L182 234ZM11 237H13L12 238L13 240H11ZM184 237H183V239H184ZM226 237H227V235H226ZM235 238H238V236H236V237L234 236L233 239H235ZM239 238H240V236H239ZM6 239L10 242H7ZM193 239H195V238H193ZM250 239H249V242L251 243ZM177 240H178V238H177ZM198 240H199V242L201 241L200 239H198ZM256 240H258V239H256ZM12 241L13 242L15 241V242L13 243ZM152 241H154V240H152ZM233 241H235V240H233ZM233 241H232L233 246H232V244L230 246H226L224 243V245L226 247H224L225 249H223V250H225V251L222 250V253L225 254L226 248L229 247L230 249L229 250L227 249V250L230 252L233 251L234 257H236V255L238 257L240 256L241 260L237 257L238 258L237 260L238 261L240 260L239 261L240 264L245 263L244 260L247 261V264H248L249 260L252 261V262H250V264H252V263L264 264V247H262L263 249L260 247V249H259V251H261V253H260L257 250V248H259V246L256 245V243L250 244L249 242H247L245 244L244 241H240V242H238V241L233 242ZM205 242H207L205 244H208V241H205ZM243 242L245 245L242 244ZM12 243L14 245H12ZM168 243H169V245L174 243L172 245L173 247H170L171 246L170 245L167 248ZM8 244L12 248H14L15 246H18V247L16 249L14 248V249L10 250L8 247ZM215 244L216 245L219 244L218 245L219 247L221 246L219 248L220 251H219V249H216V248H218V246H216ZM247 244H249L250 246H248ZM258 244H259V242H258ZM195 245H197V246H195ZM251 245H253V247H251ZM261 245L263 246V244H261ZM24 246H25V248L22 249ZM214 246H215V248H214ZM247 246H248V249H246ZM165 247L167 248L166 251H168V256L167 257L165 256L162 258L161 257L162 255H160V251H163V248L165 250L166 249ZM249 247L251 250H254V252L251 251L249 249ZM30 248H33L32 251H29V250H31ZM207 249H209V250H207ZM255 249L259 253H257L258 254L257 255L258 258L256 257L257 260L253 261V260L249 259L248 257H252V255H251L252 253H254V255H256ZM14 250H15V254H12V253H14ZM24 250H26V251H24ZM38 250H39V252H38ZM90 250H92V251H90ZM131 250H130V252H131ZM214 250H215V253L213 252ZM228 251L226 252L227 254L230 253ZM245 251H247V252H245ZM130 252H129V254H131ZM194 252H193V254H194ZM30 253H28V254H30ZM212 253H213V255H212ZM245 253L246 254L248 253V255H246ZM10 254L13 255L12 256L13 259H11L12 257L10 256ZM34 254H35V252H34ZM184 254H187V255H184ZM224 254H222V256H224ZM35 255H37V254H35ZM166 255H167V253H166ZM217 255H218L219 259H218ZM228 255L231 256V253ZM21 256L23 257V254ZM46 256H47V258H46ZM212 256H214V257H212ZM246 256H248V257H246ZM185 257L190 262L186 261ZM194 257L195 256H193V258ZM196 257H198V255ZM224 257H222L223 258L222 261L224 260ZM227 257H228V261H229L230 257L229 256H227ZM227 257H225V258H227ZM129 258L131 260L132 257H129ZM201 258H203V257H201ZM27 259H28V257H27ZM92 259H93V257L91 258V260ZM158 259L156 260L157 263H158ZM30 260H31V258H30ZM123 260H125V262ZM207 260H209V261L207 262ZM242 260H243V263H241ZM9 261H10V263H9ZM24 261L26 262V260H24ZM35 261H36V258H35ZM180 261H182V262H180ZM214 261H215V263H214ZM220 261H219V263H220ZM234 261H235V259H234ZM194 262H195V260H194ZM205 262H204V264H206ZM230 262H233V261L231 260ZM40 263H41V261L38 264H40ZM128 264H129V262H128ZM233 264H236V262H234ZM237 264H239V263H237Z\"/></svg>", "mask_w": 264, "mask_h": 264}, {"label": "rangeland", "instance_id": "rangeland-1", "mask_svg": "<svg viewBox=\"0 0 264 264\" xmlns=\"http://www.w3.org/2000/svg\"><path fill=\"white\" fill-rule=\"evenodd\" d=\"M117 1H119V0H117ZM117 1H116V2H117ZM127 1H128V0H127ZM127 1H126V3H125V0H120L118 3H120V2L123 3V4L120 3V5H119V4L115 5V4H116V2H115L114 7H112V8L108 11V15H107V17L110 15L109 17H111V18L107 19V24H109V25L111 26V27H110V26L108 25V27L111 29V30L109 29V31L111 32V34L113 33V32H112V28H113V31L116 32V33H113V35H115V36H116V35H117V36H120V38H122L121 40H123V39H127V40H123V41H125L126 43L128 42V44H131V43H132V44L134 45L135 43H141V42H138V41H137V40L141 37V40H143V41H142L143 44H144V43H145V44L149 43V44H155V45H156V44H159V42L161 41L160 44L163 43V45L166 46L167 44H170V43L173 42V41H174L175 43L177 42V41L173 40V38H175V39L178 40V41H179V40H182V39H183V38H182L183 36H185L184 38H186V39H187V38H190V37H186V36L189 35L188 33H190V35H191V34L193 35L194 32L191 33L193 30L195 31V29L198 28V27H200V25H201V26H202V25L204 26V21L202 22L203 19H202V20H199V19H198V18H200L199 15H201V14H199L200 11H201L199 8H200L201 5L199 6V5H198L199 2H197L196 0H188V2H187V1L185 2V0H179V1H180L179 4H178V2H177L178 0H177V1L174 0V2H175V3L177 2V3L175 4V3L172 2L173 5H171V3L168 2V0H164V1L162 0V1H163V4L160 2L161 0H155V1H154V0H150L151 3H149L147 0H145V1H144V0H142V1H141V0H135V1H134V0H133V1L131 0V1H130V0H129L130 2H129V1L127 2ZM136 1H137V3H136ZM153 1H154V2H153ZM158 1L160 2V4H158V5H161V6H159V7H158V5H157V3H159ZM166 1H167V2H166ZM169 1H171V0H169ZM181 1H183V2H181ZM191 1H192L193 3H192ZM195 1H196V2H195ZM221 1H222V0H221ZM259 1H260V0H259ZM146 2H148L149 5H150V4H151V5L148 6V4H147ZM155 2H156V3H155ZM165 2H166L168 5H166ZM127 3H128V5H127ZM130 3H131V4H130ZM132 3H134V5H136V7H135L134 5H132ZM164 3H165V6L168 7V8L166 7L167 9L165 8ZM181 3H183V4H181ZM186 3H187V4H186ZM195 3H196L197 5H194V6H193V4H195ZM258 3L260 4V2H258ZM177 4H178V5H177ZM189 4H190V5H189ZM152 5L155 6V8L151 7ZM181 5H183V6H181ZM184 5H185V7H184ZM132 6H134V8H133ZM172 6H173V8H175V9H176V7H177L176 11H175V9L171 8ZM187 6H189V8H191V9H189ZM195 6H196V9H195ZM143 7H148V9H149V8H152V9H150V12H148L149 10H148V9L145 10V8H143ZM160 7H161V8H160ZM193 7H194V8H193ZM198 7H199V8H198ZM131 8H132V9H131ZM162 8H163V9H162ZM169 8H170L169 13H168V12L166 13V11H168ZM181 8H182V9H181ZM185 8H187V10L189 9V10H188L189 12H188ZM128 9H130V10H128ZM154 9H155V10H154ZM160 9H161V10H160ZM164 9H166V10H164ZM171 9H172V11H171ZM131 10H133V12H132ZM134 10H135V11H134ZM147 10H148V11H147ZM151 10H152L153 12H152ZM163 10L165 11L164 14L162 13V12H164ZM194 10L196 11V13H197V11L199 10V13H198V14L194 13V12H195ZM126 11L129 12V13H127ZM130 11H131V13H130ZM156 11H157V12L159 11V12L156 13ZM190 11H192V13H190ZM142 12H144V14H142ZM146 12H147V13H146ZM172 12H175V13H172ZM177 12H178L179 14H177ZM180 12H181V13H180ZM109 13H110V14H109ZM145 13H146V14H145ZM148 13H149V14H148ZM182 13H183V14H182ZM184 13H185V14H184ZM189 13H190V14H189ZM126 14H127V15H126ZM130 14H131V15H130ZM158 14H159V15H158ZM167 14H168V15H167ZM173 14H174V16H172ZM231 14H232L233 16L236 15L235 13H234V14L231 13ZM231 14H230V16H231ZM128 15H129V16H128ZM143 15H144L145 17H144ZM149 15L152 16V17H155V20H154V18H151ZM154 15H155V16H154ZM164 15H166V16H164ZM170 15H171L172 17H171ZM177 15L179 16V18H178ZM181 15H182V16H181ZM189 15H191V16L194 15L195 17L193 16V17H191V19H190V16H189ZM197 15H198V18H197ZM130 16L132 17V19H131ZM133 16H134V17H133ZM138 16H139V17H138ZM157 16H158V17H157ZM159 16L161 17L160 19H159ZM186 16H187L188 18H187ZM228 16H229V15H228ZM127 17H128V18H127ZM141 17L144 18V19H142ZM146 17H147V18H146ZM148 17H150L151 20H153V22L158 20V24L160 23L161 25H163V26L165 27V28L161 27V29L163 28L166 32H163V30H161L160 27H158V26H161V25H157L158 30H160L161 33H158V30L155 29L156 27H155V28H152V27H154V24H153V26H149V25H148L149 23L152 25V21H148V20H150V18H148ZM168 17H169L171 20H170ZM184 17H185V18H184ZM249 17H251V16L248 15V18H247V19H249ZM124 18L127 19V20H125ZM129 18H130L131 20H130ZM180 18H181V19H180ZM251 18H252V17H251ZM251 18H250V20L252 21L253 18H252V19H251ZM111 19H112V20H111ZM134 19H135V20H134ZM186 19H187V20H186ZM193 19H195V20H194V21H190V20H193ZM196 19H197V21H196ZM200 19H201V18H200ZM230 19H232V16H231V18L228 17V20H230ZM109 20H110V22H109ZM123 20H124V21H123ZM128 20H129V21H128ZM132 20H134L135 23H133ZM142 20H143V21H142ZM159 20L162 21V23H161ZM169 20H170L171 22H170ZM179 20H180V21H179ZM183 20H186V22L188 21L187 24H184V25H183V23H186L185 21L182 22ZM225 20H226V19H225ZM250 20H248V21H249V25L247 26V27H249V26H250V27H249V28L246 27V29H247L246 32H247V31H251L250 34H251V33H252V34L254 33V37H255V33H256V32H253V31L255 30V28H253V26L250 25L253 21L251 22ZM125 21H128V24H127V23L125 24ZM145 21H146V23H145ZM178 21H179V22H178ZM200 21H201V22H200ZM108 22H109V23H108ZM121 22H122V23H121ZM123 22H124V24H123ZM129 22H132L134 25H133L132 23L129 24ZM136 22H139V24L136 23ZM140 22H141V23L144 22V25H143V24L141 25ZM147 22H149V23H147ZM167 22H168V23H167ZM173 22H174V23H173ZM177 22H178V23H177ZM181 22H182V23H181ZM189 22H191V23H189ZM195 22H196V23H195ZM112 23H113V24H112ZM154 23H155V25L157 24V22H154ZM163 23H164L166 26H165ZM170 23H172V25H170ZM223 23H224V21H222V23L219 24L218 28L221 29V27H222L223 30H224L225 28H227L226 25H225V23H224V24H223ZM122 24H123L124 26H123ZM135 24H136V26H135ZM191 24H192V25H191ZM195 24H196V26H195ZM197 24H198V25H197ZM205 24H206V23H205ZM113 25H114V27H113ZM125 25H126V26H125ZM127 25H129V26L131 27V28H129V26H128L129 29H132V27H134V26H135L137 29H136V28H133L132 30H134V32H133L132 30H129V29H128V30H129L128 33H130V35H128V33H127V29L125 28L126 31H125L124 29H122V28H124V27H127ZM147 25L150 27V30L148 29V26H147ZM168 25H169V28H168ZM180 25H181V26L183 25L182 27H179L180 29L183 30V32H180V31H182V30H180L179 28H178L179 31L177 30V27L180 26ZM187 25H188V26L191 25V26L188 27ZM193 25H194V26H193ZM220 25H221V26H220ZM224 25H225V26H224ZM140 26H141V27H140ZM143 26H144V29H143ZM171 26H172V27H171ZM176 26H177V27H176ZM206 26H207V24H206ZM116 27H117V28H116ZM185 27H187V29H186ZM193 27H194V28H193ZM195 27H196V28H195ZM208 27H209V25H208ZM208 27H207V28H208ZM224 27H225V28H224ZM119 28H120V29H119ZM141 28H142V30H141ZM151 28H152L153 30H151ZM167 28H168V29H167ZM183 28H184L185 30H184ZM188 28H190L189 31H188ZM191 28H192V29H191ZM250 28H252L253 30H248V29H250ZM147 29H148V30H147ZM154 29H155V30H154ZM116 30H117V31H116ZM135 30H137V31H135ZM139 30H140V31H139ZM156 30H157V32H155L153 35L150 34L151 32L153 33V32L156 31ZM175 30H176V31H175ZM191 30H192V31H191ZM118 31H120V32H118ZM122 31H123V33H122ZM138 31H139V32L143 31V32H141V33L139 34ZM147 31H148V32H147ZM170 31H171V32H170ZM185 31H186V32H185ZM117 32H118V33H117ZM124 32H125V33H124ZM132 32H133L134 34H133ZM172 32L175 34V37H173L174 34H173ZM243 32H244V31H243ZM246 32L243 33V34H244L243 39H245V36H246V39H248V38H247L248 36H249V37L251 36V35H248V34H249L248 32H247L248 34H246ZM119 33H120V34H119ZM121 33L124 34V36H123ZM126 33H127V34H126ZM156 33H158V34H156ZM169 33H170V35H169ZM171 33H172V35H171ZM178 33H179V34H178ZM185 33H186V34H185ZM155 34H156V35H155ZM163 34L166 35V36H164ZM183 34H184V35H183ZM187 34H188V35H187ZM245 34H246V35H245ZM154 35H155V36H154ZM180 35H182V37H181ZM194 35H195V34H194ZM122 36H123V37H122ZM134 36H135L136 38H135ZM162 36H163L164 38H163ZM168 36H169V38H171V42H169V39H167ZM2 37H3V36H2ZM133 37H134L135 39H132ZM143 37H144V38H143ZM152 37L154 38V41H155V37H156V41H155V42H157V41H158V42H157V43H154ZM172 37H173V38H172ZM178 37H179L180 39H179ZM0 38H1V37H0ZM151 38H152V39H151ZM223 38H224V39H223ZM223 38H222V39L224 40L223 43L226 44V45H225V44H224V45H225V46H228V41H229L228 38H226V40H228V41L225 40V37H223ZM252 38H253V36H252ZM1 39H2V38H1ZM5 39H6V37H5L3 40H5ZM161 39H162V40H161ZM7 40H9V39L7 38ZM135 40H136V41H135ZM163 40H164V42H163ZM183 40H185V39H183ZM249 40H251V39H249ZM5 41H6V40H5ZM134 41H135V43H134ZM139 41H140V39H139ZM221 41H222V40H221ZM2 42H4V41H2ZM130 42H131V43H130ZM151 42H152V43H151ZM166 42H167V43H166ZM174 42L171 43V44H174ZM226 42H227V43H226ZM142 43H141V44H142ZM183 43H184V41H183ZM165 44H166V45H165ZM171 44H170V45H171ZM177 44H178V43H177ZM177 44H175V45H177ZM179 44H181V43L179 42ZM175 45H174V46H175ZM27 48H28V50H29V47H27ZM204 48L206 49V47H204ZM205 49H204V53H205ZM30 50H31V48H30ZM185 52H186V51H185ZM185 52L183 51L182 54H179V55H181V56L183 57V59H184L183 54H184V55L186 54ZM194 52H195L197 55L200 54L201 56H203V55L201 54V53H202V50H200V51L197 50V51H194ZM197 52H201V53H197ZM180 53H181V52H180ZM192 53H193V52H192ZM195 53H193V56H191V57H193L192 59H195V60H196V58H197L198 56L200 57V55L197 56V55H195ZM204 53H203V54H204ZM179 55H178V54H176V55L174 54V56H173V55H171V56H169V57L167 56V57L170 59V61L167 60V61H165V63L169 61V64L171 65V62H172V66H173V61H174V64L176 63L175 65H176L177 68H178L177 64H178V65L180 64V66H184V67L187 66L186 69H185L184 67H183L184 69H183V68L180 69V71L183 70V71H181V72L179 71V68L177 69V68L175 67V65H174L173 68H172V70H173V69H177V70L179 71V72H177V70H173V71L176 72L173 80L176 81V79L178 80V78H179V79L182 78L181 80H183V82H184V81L186 82L187 77L189 76V75L186 76V75H187V72H186V71H187V69L189 68L188 65H189V64L191 65V63L188 64L187 62H188L189 60L186 62V61H184L185 59H184V60L181 59V56H179ZM187 55H189V54H187ZM226 55H228V54L226 53ZM231 55H232V54L229 53L228 56H231ZM172 56H173V58H175L174 60H171V59H173ZM175 56H176L177 58H176ZM178 56H179L180 58H179ZM195 56H197V57H195ZM231 57H232V56H231ZM231 57H229L230 60H231ZM185 58H186V57H185ZM200 58L203 59L202 57H200ZM200 58H198V59H200ZM225 58L227 59L228 57L225 56ZM236 58H237V55H236ZM198 59H197V61H198ZM201 59H200V60H201ZM234 59H235V58H234ZM237 59H239V58H237ZM237 59H235V60H237ZM195 60H194V62H195ZM235 60H232V62H233V61L236 62ZM181 61H182V62H181ZM183 61H184V63H183ZM177 62H178V63H177ZM179 62H181V63H179ZM189 62H190V61H189ZM237 62H238V60H237ZM237 62H236V63H237ZM163 63H164V62H163ZM163 63H161V64H163ZM165 63H164L162 66H165ZM185 63H186V64H185ZM236 63H235V64H236ZM161 64H160V65H161ZM169 64H168V65H169ZM182 64H184V65H182ZM187 64H188V65H187ZM212 65H213V66H212ZM233 65H234V64H233ZM256 65H257V64H256ZM208 66L210 67V69H211L210 71L212 72V73L209 74V75H208V73H210V72H207V71L205 70V68H208L207 70H209V67H208ZM216 66H217L216 64L211 63V64H208L207 67H206V66H205V68L203 67L204 69H202L201 67L197 68L194 72H197L198 69H199V70L201 71V74H202V73H204V74L207 73V75L211 78L210 75H214V72L216 73L215 75H217V72L220 71V70H218V68L220 67V65H218V67H216ZM174 67H175V68H174ZM211 67H214V68H211ZM180 68H181V67H180ZM200 68H201V69H200ZM219 69H221V67H220ZM203 70L206 71V73H205ZM212 70H213V71H212ZM125 71H126V70H122L121 73H122V72L125 73ZM200 71L197 72L196 75L199 74ZM170 72H171V71H170ZM182 72H185L186 75H185V73H182ZM119 73H120V71H119ZM177 73H179V76H181L182 74H184V75H183V77H177V76H178V75H176ZM181 73H182V74H181ZM173 74H174V72H173ZM180 74H181V75H180ZM201 74H200V77H199L198 79H202V80H203V78L201 77V76H203V74H202V75H201ZM218 74H219V73H218ZM235 74H236V73H235ZM237 74L239 75V73H237ZM237 74H236V75H237ZM242 74H244V73L242 72ZM192 75L194 76L195 74L192 73ZM192 75H191V77H192ZM207 75H205V76H206L205 78L208 77ZM215 75H214V76H215ZM233 75H234V74H233ZM236 75H234V76L237 77V78L239 77L238 79H240V76H241V75H239V76H238V75L236 76ZM198 76H199V75H198ZM198 76H196V78H193V80H194V79H197ZM234 76H233V77H234ZM243 76H245V75H243ZM243 76H241V77L244 78ZM176 77H177V78H176ZM203 77H204V76H203ZM215 77H216V76H215ZM215 77H214V78H215ZM175 78H176V79H175ZM183 78H185L186 80L183 79ZM188 78H189V77H188ZM205 78H204V80H205ZM216 78H217V77H216ZM242 78H241V79H242ZM256 78H257V77H256ZM256 78H255V79H256ZM191 79H192V78H191ZM232 79H233V80H232ZM232 79H231V81H234V79H235L236 82H235V81L233 82L234 85L231 84L232 82H230V83H229V87H230V85H231V86H234L233 88H235V87H237V86H235V85H237V81H238V79H236V78H232ZM204 80H203V81H204ZM256 80H257V79H256ZM178 81H179V80H178ZM188 81H190V78L188 79ZM188 81H187L186 83H188ZM173 82H174V81H173ZM257 82H259V81L257 80ZM257 82H256V83H257ZM141 83H143V81L140 82V84H141ZM181 83H182V81H181ZM235 83H236V84H235ZM152 88H153V89H151V88L149 87L148 89L151 90V91L153 90V93H154V89L156 90L157 88H156V87H155V88L152 87ZM121 89H122V88H121ZM231 89H232V88H231ZM151 91H150V92H151ZM150 92L146 90L145 93H146V94H147V93L149 94ZM156 92H157V91H156ZM223 92H225V90H224ZM223 92L221 93V91H220L221 95L224 94ZM151 94H152V92H151ZM249 95H250V94H248L247 97H249ZM251 95H252V94H251ZM251 95H250V96H251ZM253 95H254V94H253ZM253 95L250 97L252 102H254L253 100L256 98V96H253ZM205 96L208 97L207 95H205ZM205 96H204V97H205ZM209 96H210V95H209ZM212 97L214 98V96H210L211 100H210V98H208V99H207V98H204V99H207V101H208V102H207V101L205 100L204 103H205L206 105H207V103L210 104L211 101H214V100H212V99H213ZM253 97H254V99H253ZM190 98H191V97H190ZM170 99H171V98H170ZM170 99L168 98V101H169L168 103H169V104L172 103L173 105H172V104L169 105L167 102H166V104H167V105H166V104H165V101H163L164 103H163V102H162V103L160 102V103H161V104H165L167 107H168V106H169V107L171 106L170 108H173V107L175 106L176 108L179 107L178 109H180V107H181V108L183 107V106H180V104H179L178 102H176L177 99H174V98H173L172 100H170ZM193 99H195V98L193 97ZM193 99H190V100L188 99V102L186 101L187 104H186V103H185V104H186V106L188 107V108L186 107V109H189V107H191L192 109H195V110L197 111V110L200 109V106H206V105L203 103L204 100H203L202 98H200V99H202L203 101L201 102V100L199 99V101H200L199 103H202V104H199V105H200V106H199L198 103H197V104L195 105L196 107L193 108L192 106H194V104H195L196 102H198V101H197V98H196V101L193 100ZM248 99H249V98H248ZM148 100H150V99H148ZM166 100H167V99H166ZM173 100H174V102H176L177 105H179V106H177L176 103L173 102ZM171 101H172V102H171ZM192 101H193V102L195 101V103H194V104L191 103ZM206 102H207V103H206ZM246 102H249V101H246ZM250 103H251V102H250ZM190 104H192V106H190ZM203 104H204V105H203ZM209 104H208V105H209ZM149 105H150V107H151V106H154V107L157 106V105H155V103H154L153 105H151V104H149ZM159 105H160V104H158V106H159ZM188 105H189V106H188ZM208 105H207V106H208ZM224 105L226 106L225 108L222 107V106H224ZM224 105H221V106L219 105L220 108H219V110H218V113H220V111L223 110V109H226L227 112H226L225 110H224V111H221L222 113L224 112L225 114L220 113V114H222V115H219V116H221L222 118H221V117L215 118L214 121L212 120V116H206L209 120L211 119L210 121H208V119H207L205 116L203 117V115H205V114H203V112H200L201 116H200V114H199V115H198L199 118L196 117L197 115L194 116V117H195V120H193L194 117H193V119H192V118H191L192 116H190V118H191V122H190V118H189L188 116H187V117H188L189 119H188L187 117H186V118L183 117L184 119H186L185 121H187L188 123H192V122L198 121V123H196V122L194 123V124H197V125H194V124L191 125L192 128H194V127H193V125H194L195 128H196L197 130H196L195 128H194L195 130H194V129H191V127H189L190 124H188L187 122H186V123H187L188 125H184L185 122L182 123V124L180 125V128H182L181 126L184 125V127L181 129V130H183L184 135H181V134L179 133L180 136L177 135V137H179V140H178L177 138H175L176 136H172L171 134H170V135H168V134L166 135L165 131H162V130L164 129V126H162L163 124H161V120H160L161 118L156 117V118H158V119L156 120V119L154 118V116H152L154 119L151 118V116H150V117L147 116V117L149 118V120H148V118L143 117V120H142L143 122H141V120H140L141 123H140L137 119H134V118L132 119V118H131V120H132V121H131V126H132L131 128H133V125H134V124L139 125V123L142 124V123H144V122H148V123H146V124H148V125H145V124L143 125V124H142V125L145 127V128H144V127L141 126V129H142V130L139 128L140 125H139V126H134V127H135L134 129H135V130H137V129L139 128V130H141L142 133L144 132L143 135H145V136H146V134H148L147 132H149V131L152 132V134H153V132H154V133L157 132L158 134L155 133V134H157V135L154 134L155 137L152 135L154 138H156V136H158V135L161 133V131H162V133L160 134L161 137H159V138L157 137V138H156V139L158 140V142H159L160 139L162 138V136H163V132L165 133L164 135H166V137L169 136L171 139L174 137V138H173L174 140H171V139L168 137L169 140H168V138H166L167 142H166V141L163 142V143L166 142V143H168V144L170 145L169 147L167 146L168 148H166V145H168V144L165 143L166 145H165L164 148H166L168 151H167V150L164 151V149H161L162 151H161V150L156 151L158 147H154V148H156V149H154L153 146H152L153 143H154V142H153V140H154L153 137H151V138H153L152 140H151V138H150V141H152V142H150L149 139H148L149 137L147 136L148 138H146V137L144 136V137H145V138H144V139H145V142H144V139H143V142H144V143H143V142L141 141V139H142V135H141V137H140V141L142 142V144H145V143H147L148 141H149L150 143H152L151 145L149 144V142H148L147 144H145V145H141V144H140L141 142L138 141V139H137V138H139L141 132H139V131L137 130V131H136L137 133H136V132L134 131V129H130V127L127 125L128 123H130V121H128V119H127V122H128V123L126 122V120H125V121L123 120L124 122L122 121V122L124 123V124H122V126H121V127H123L122 130L119 128V126H117V128H119L117 131H118V132H120V130H121V132L124 131L125 133H124V132H123V133L120 132V133L123 134V135L126 134L127 131H129L128 133H130V136H132L131 132H132V130H133V132H134V133H133V136H135V137L132 136L133 141H131V140H132V139H130L131 137H130V138L128 137L129 134H128L127 136L125 135V136H126V137L124 136L125 138L122 137L123 139H126L127 137H128L127 139H130L131 143H133V144H132V148H131L132 150L135 149V147H133L135 144H136V145H139V144H140L139 146H136V148L138 147V148L140 149V150H139V153L136 152L137 149H135V151L133 150V152H132V150H131V151L129 152V156H130V158H131V159L133 158V160H135V161L137 160L136 162H139L140 164H141V162H142V164H143V163H145V162H143V161H146V162L149 161L148 159H149V156H150V158L152 157V158L150 159V162H151V164H152L151 167H153V166H154V165H153L154 162H153L152 159H154V161H157V162H158L160 159H162V157L164 158V156L167 155V152L172 153L175 144H177V143H179V142L182 143L186 138L189 139V136L187 137V135H189V134L192 133V132L198 131V129H200V128H199L200 126H201V129H205V128H206V129H205V132L208 131V130L210 131L211 128H209V127H212V129H211V133H212V130L215 129V126L217 127L216 129H218V127H220V126H222V125L228 127L231 123H233V124L231 125V126H233V128H234V127L236 128L235 125H238V124L241 125V122H242V120L244 119L243 116H244V115L246 116V113H243V114H242L241 112H242V111L245 112V110H242V111H241V108H239L240 110L238 109V107H237V108H234V107H236L234 104H233V105H231V104H230V105H229V104H224ZM117 106H118V108H119V107H121V108L124 107V106H122V104H119V105H117ZM147 106H148V105H147ZM147 106H146V107H147ZM158 106H157V107H158ZM207 106H206V107H207ZM214 106H215V105H214ZM214 106L210 104V106H208V109H209V107L212 108V107H214ZM228 106H229V107L232 106V107H230L231 109H230ZM233 106H234V107H233ZM250 106H251V105H250ZM148 107H149V106H148ZM175 107H174V108H175ZM206 107H202V108H206ZM183 108H184V107H183ZM191 108H190V109H191ZM196 108H197V109H196ZM215 108L218 109V106H216ZM215 108H214V109H215ZM221 108H223V109H221ZM190 109H189V110H190ZM206 109H207V108H206ZM216 109H215V110H216ZM228 109H229V110H228ZM233 109H235L234 112H233ZM257 109H258V108H257ZM259 109H260V108H259ZM259 109H258V111H259ZM203 110H204V109H200L199 111H203ZM231 110H232V111H231ZM230 111H231V112H230ZM240 111H241V112H240ZM254 111H255V110H254ZM254 111H253V112H254ZM197 112H198V111H197ZM235 112H236V113L238 112L239 114H236ZM261 112H262V110H261ZM226 113H227V115H226ZM228 113L230 114V116H229ZM232 113H234V114H232ZM254 113H255V112H254ZM259 114H260V113H259ZM225 115H226V116H225ZM242 115H243V116H242ZM224 116H225V117H224ZM233 116H234V118H233ZM239 116H241L242 118L240 119ZM226 117H228V119H227ZM230 117H232L233 119H230ZM166 118H167V117H166ZM166 118H165V120L163 119V120H164V121H163L164 125H165V123L167 124V123L169 122L168 119H166ZM178 118H179V117H178ZM183 118H182V120H184ZM223 118L226 119V121L224 120L225 122H221V123H223V124H221L219 120L221 119V121H222ZM237 118H238V120H237ZM146 119H147V120H146ZM150 119H151V120H150ZM152 119L154 120V123H155V121L157 122L158 120H160L159 122H157V123H160V125H159V124L156 125V123H155V124H154V123L152 124V122H153ZM170 119H171V120L173 119V120L171 121ZM175 119H176V118H172V117L169 118V120L173 123V126L171 125L173 128L175 127L174 125H175L176 122H178L177 125L179 126V121L181 120V117H180V119H176V120H178V121H176V122L174 123L173 121H175ZM196 119H197V120H196ZM200 119H201V121H200ZM206 119H207V120H206ZM135 120H137L139 123H138L137 121H135ZM166 120H167V121H166ZM188 120H189V121H188ZM202 120H203V121L206 120V124H205V121L203 122ZM228 120H231V121L228 122ZM236 120H237V121H236ZM133 121L135 122L134 124H133ZM151 121H152V122H151ZM165 121H166V122H165ZM211 121H213V122L211 123ZM217 121H219V123H218ZM238 121H239V122H238ZM240 121H241V122H240ZM125 122H126L127 124H125ZM149 122L151 123L150 125H149ZM201 122H202V123H201ZM214 122H216V123H214ZM235 122H237V123H235ZM252 122H253V121H252ZM137 123H138V124H137ZM172 123L169 122V124H172ZM180 123H181V121H180ZM186 123H185V124H186ZM210 123H211V126L209 125ZM225 123H226V125H225ZM227 123H228V124H227ZM132 124H133V125H132ZM199 124H200V125H199ZM218 124H219L220 126H217ZM234 124H235V125H234ZM250 124H251V125H250ZM255 124H256V123H255ZM124 125H127V127H128L129 129H128V130L125 129L126 126H124ZM151 125H152V126H151ZM153 125H156V126H153ZM158 125H159V127H158ZM208 125H209V126H208ZM212 125H213V126H212ZM214 125H215V126H214ZM240 125H239V126H240ZM150 126H151V128H150ZM178 126H177V129H178ZM196 126H198V128H197ZM202 126H203V127H202ZM231 126H229V127H231ZM239 126H237V128H238ZM247 126L253 128V123H250V122H249V123L247 124ZM254 126H257V125H254ZM107 127H108V126H107ZM107 127H106V128H107ZM127 127H126V128H127ZM137 127H138V128H137ZM156 127H158V130H159L160 132L156 129ZM161 127H162L163 129H162ZM204 127H205V128H204ZM207 127H208L209 129H208ZM106 128L103 130L104 133L102 132V134H104V135H107V134L110 133V129H109V128L106 129ZM143 128H144V129H143ZM188 128H189V129H188ZM123 129H124V130H123ZM152 129H153V130H152ZM155 129H156L157 131H156ZM161 129H162V130H161ZM201 129H200V130H201ZM207 129H208V130H207ZM143 130H144V131H143ZM148 130H149V131H148ZM172 130H173V129H172ZM172 130H170V132H171ZM175 130H176V128H175ZM181 130L179 129V131H181ZM189 130H190V131H189ZM200 130H199V131H200ZM168 131H169V130H168ZM173 131H174V130H173ZM176 131H177V130H176ZM191 131H192V132H191ZM199 131H198V132H199ZM215 131H216V130H215ZM215 131L213 130V133H214ZM244 131H245V132H244ZM244 131H243V132H244L245 134L243 133V136H245V139H246V132H247V131H246V129H245ZM118 132H117V133H118ZM150 132H149V133H150ZM120 133H119V134H120ZM135 133H136V135H137L138 133H140V134H139V136H136V135H134ZM174 133H177V132H174ZM187 133H188V134H187ZM203 133H204V130H203ZM203 133H200V134H203ZM209 133H210V132H207V133H204V134H209ZM211 133H210V134H211ZM213 133H212V134H213ZM121 134H120V136H121ZM214 134H215V133H214ZM123 135H122V136H123ZM148 135H150V134H148ZM185 136H186V137H185ZM118 137H119V136H118ZM199 137H200V136L196 137V141L199 139ZM201 137H203V136H201ZM201 137H200V140H201V139L204 140V137H203V138H201ZM241 137H242V136H241ZM163 138H164L163 140H165V137H164V136H163ZM190 138H191V137H190ZM197 138H198V139H197ZM206 138H207V137H205V139H206ZM134 139H135L136 142L134 141ZM146 139H147L148 141H147ZM156 139H155V140H156ZM181 139H183V140H181ZM212 139H214V138H212ZM212 139H210V140L212 141ZM155 140H154V141H155ZM200 140H199V141H200ZM210 140L207 139V141H206V140H204V142L201 141V143H203V145H202L201 143H199V141H198V145H197V146H195L197 143H196V144L194 143L195 145H192V143L190 142V139L187 141V142H190V144H191L192 146H195V147H193V149H192V148H191L192 146L189 145V148H188L189 151H190V148H191V150H193V153H195V151H196L195 155L193 154V155H194L193 160L191 159L192 157L189 158V159H191V161H193V163H192L190 160L187 159V161H189V162L191 163V167H192V169H191L190 171H194V170L196 169L197 171H196V170L194 171V172L196 173V172H198V171L201 169V170H203L204 172H206V171H205L206 168L209 169V167H207V166H209V165L206 166V165H204V164H209V163H208V160L211 159V157H213V156H211V155H212V154L214 155V153L216 152V150H217V152L221 150L220 144H219V146H218V144H217L218 141L216 142V141L213 140V142H215V143L217 144V146H218V147H217V146L215 145V143H212V144H211V141H210ZM123 141H126V140H123ZM127 141H128V140H127ZM137 141L140 142V143L137 144ZM172 141H173V142L175 141V142H174L175 144L171 143ZM178 141H179V142H178ZM205 141H206V142H205ZM158 142L155 141L154 144H155V145H156V144H159ZM185 142H186V140H185ZM185 142H183V143L185 144ZM209 142H210V143H209ZM126 143H128L127 145L125 144L126 146H129V145H130V144H129L130 142H126ZM160 143H162V139H161V142H160ZM183 143H182V144H183ZM204 143H205V144H204ZM206 143H208L209 145L206 144ZM226 143H227V142H223V143H222V144H225V147L228 145V146H227V149H224V150H226V151L223 150V151H224V155H225V154H228L227 151H229V150L231 149L229 152L232 153V154H231V156H232L233 153H234V152H232V151H234V150H233L234 147H232V145L229 144V143H227V145H226ZM148 144H149L150 146H152V147L149 146V148H148ZM200 144H201V145H200ZM213 144H214V145H213ZM109 145H110V144L107 143V144L104 145V147L97 148L98 150H97V149L95 150V149L93 148L94 150H93V152H91V153H94V155L96 154L95 152H98L99 150L102 152V153L100 152L99 155H98V153H97L95 157H96V158H98V156L101 157V158L99 157V158H100V160H99L100 163H99V162L97 163L98 165H100V167H99L97 164H96V166H97V168H99V174H98V177H99V176H100V177L102 176L101 178H102V180H103V184L101 185V187H102V190H101V191L104 192V188H105V190H106V191L104 192L105 194H106V192H107V194H109L108 192L113 193V190H115V187H116V186H119L118 184L116 185V184H114V182H113V177H114V173H113V172H114V171L110 172L111 170H110L109 166H108L107 168H105L108 172L104 169V167H106V166L109 165V164H110V167H111V162L109 161V162H110V163H109V162L107 161L108 157L106 158V156L108 155V152H107V151L111 150V148H110L111 146L109 147ZM155 145H154V146H155ZM160 145H161V144H160ZM160 145H157V146H160ZM185 145H186V144H185ZM230 145H231V146H230ZM105 146H106V147H105ZM142 146H143L144 148H143ZM145 146H146L147 148H146ZM161 146H162V145H161ZM176 146H177V145H176ZM187 146H188V143H187ZM190 146H191V147H190ZM203 146H204V147L206 146V148L208 149V154H207V149H205ZM212 146H213V147H212ZM215 146H216V148H218V149L215 148V150H213ZM140 147H142L143 149L140 148ZM196 147H197V148H196ZM209 147H212V148H213V149L210 148L211 151L213 150V153L210 152ZM219 147H220V148H219ZM225 147H224V148H225ZM231 147H232V148H231ZM106 148H107V150H106L105 153H106L107 155L104 153V151H105L104 149H106ZM151 148L153 149V151L155 150L157 153H156V154H155V152L153 153V151L151 150ZM169 148H170L171 150H170ZM195 148H196V149H195ZM199 148H200V149H199ZM203 148H204V149H203ZM108 149H109V150H108ZM141 149H142L143 151H141ZM145 149H146V150H145ZM147 149H148L149 151H151L152 154L155 155V157H157V154H158V155L160 156V159H158V158H159V156H158V158H156L157 160H155V157L153 158L154 155H152L149 151H147ZM201 149H202V150H201ZM219 149H220V150H219ZM222 149H223V145H222ZM103 150H104V151H103ZM128 150H129V149H128ZM174 150H175V149H174ZM199 150H201V151H199ZM203 150H204V151L206 150V154H207L206 156H207L208 158L205 157V152H204ZM85 151H87V152L90 153V151H92V149H91L90 151H88V149H86ZM118 151H119V150H117V158L120 157V155H122L121 152L118 153ZM122 151H123V150H122ZM140 151H141V152H140ZM144 151H147V152H145V153H147V154L150 153V155H148V159H146L147 156H146L145 153L140 154V153H142V152H144ZM163 151H164V152H163ZM214 151H215V152H214ZM148 152H149V153H148ZM158 152H159V153H158ZM160 152H162L161 155H160ZM203 152H204V154H203ZM209 152H210V153H209ZM91 153H90V154H91ZM122 153H123V152H122ZM132 153H133V154H132ZM134 153H136V155L139 156V157H136V155H135ZM137 153H138V154H137ZM170 153H168V154H170ZM174 153H175V152H174ZM211 153H212V154H211ZM222 153H223V152H222ZM244 153H247V152L244 151ZM244 153H243V154H244ZM248 153H249V152H248ZM101 154H102V155H101ZM144 154H145V155H144ZM209 154H211V155H209ZM229 154H230V153H229ZM243 154H241V153L236 154V155L239 157L238 159H237V158L233 159V157H229L230 155H228L229 158H227L226 156L224 157L223 154H222V155H223L222 158L224 157L226 161L229 160L228 163H229V165H232V164H233V165H232L233 168L235 167L234 165H236V163H237V165H239V169H240V170H244V168H243V169L240 168V167H243V166H244V165H243V166H240V164H242V160H243V159H242V156H244ZM254 154H255L256 156H255ZM263 154H264V151H263V150L258 154V156L260 155L259 158L262 157V158H261L262 160H261V159L258 160L259 158H258V156H257L256 153H253V155H252V156H254V157H252V158H254V160H253V162H254V163H253V164H254L253 167L257 168L256 165H257L258 163H260V164H258V166L261 167V168H259L260 170L262 169L261 171H259V170L257 171V169H256V171H255V169H254V171H255L256 173L259 172V175H258L259 178H257V179L260 180V183L262 182L261 179L263 178V173H264V164H263V163H264V161H263V160H264V155H263ZM131 155H132V156H131ZM140 155H141V156H140ZM142 155H143V157L146 156V157H145L146 160L142 157ZM151 155H152V156H151ZM162 155H163V156H162ZM190 155H192V152H191V151H190ZM193 155H192V156H193ZM250 155H251V154H250ZM250 155H249V156H250ZM103 156H104V159H105V160L103 159ZM133 156H135V157H133ZM250 157H251V156H250ZM140 158H141V159H140ZM187 158H188V157H187ZM206 158H207V159H206ZM230 158H232V159H230ZM243 158H244V157H243ZM246 158H247V156H246ZM42 159H43V160H46V157H43ZM139 159H140V160H139ZM143 159H144V160H143ZM227 159H228V160H227ZM236 159H237V160H236ZM247 159H249V157H248ZM102 160H103L105 163H103ZM109 160H110V159H109ZM141 160H143V161H141ZM147 160H148V161H147ZM211 160H213V158H212ZM211 160H209V162H210ZM221 160H222V159H221ZM225 160H224V162H225ZM231 160H232V161H231ZM245 160H246V159H245ZM250 160H251V159H249V161H250ZM97 161H98V159H97ZM185 161H186V160H183V162H182V160L180 159V161H177L178 164H176L175 162H173V166H175V169H176V167H177V168L179 167V164H180V167H181L182 165H183V166L186 165L184 168L181 167V168H182L181 170H183V169H185L186 167L190 166V163L185 162ZM203 161H204V164H203ZM230 161L232 162V164H231ZM233 161H234L235 163H234ZM236 161H237V162H236ZM238 161H239V162H238ZM240 161H241V163H240ZM249 161H248V163H249ZM256 161H257V164L255 163ZM259 161H260V162H259ZM101 162H102L103 164H105V166L103 165L104 167L102 166V163H101ZM136 162H135V163H136ZM150 162H149V163H145V164H150ZM152 162H153V163H152ZM157 162H156V163H157ZM246 162H247V161H246ZM116 163H117V162H116ZM156 163H155V165L157 166L158 163H157V164H156ZM182 163H185V164H182ZM187 163H188V164H187ZM201 163H202V164H201ZM210 163H211V162H210ZM228 163L226 162V164H224V163H223V164H224V166H225V165H228ZM244 163H245V162H244ZM250 163H251V162H250ZM250 163H249V164H250ZM261 163H262V164H261ZM119 164L122 165V162H119ZM171 164H172V163H171ZM174 164H175V165H174ZM192 164H194L195 166H192ZM200 164H201V165H200ZM255 164H256V165H255ZM117 165H118V164H117ZM120 165H118V166L120 167ZM176 165H178V166H176ZM187 165H188V166H187ZM211 165H212V163H211ZM229 165L226 166V167H227L228 171L230 170V173H229L228 176H231V175L233 174V172H235V171L233 170V172H232V171H231L232 167H230ZM96 166H95V167H96ZM101 166H102V168H101ZM118 166H117V167H118ZM201 166H205L206 168L204 169V167H201ZM119 167H118V168H119ZM180 167L178 168V170H180ZM191 167H188V169L186 168V170H189V168H191ZM194 167H195V169H194ZM196 167H200V169H199V168H196ZM211 167H212V166H211ZM249 167H252V165L249 166ZM249 167H248V168H249ZM253 167H252V168H253ZM100 168H101L102 170H101ZM120 168H121V167H120ZM202 168H203V169H202ZM237 168H238V166H237ZM103 169H104V170H103ZM193 169H194V170H193ZM234 169H235V168H234ZM109 170H110V171H109ZM119 170H120V169H119ZM122 170H123V169L120 170L121 173L123 172ZM134 170H135V173H136V170L140 171L139 173H142V174L144 173V172H141V170L138 169V168H136V169H134ZM134 170H132V171L134 172ZM153 170H155V167H153V169L151 168V169L149 170L150 172L152 171V176H150V177H148V179H146V180H148L146 183H148L150 180H151L150 182L152 183L154 180H156V178H157L158 180L160 179V181H162V179L164 180L165 178H167V176H166L165 178H163L165 175H167L166 172H165L166 174L163 172V173H160V175H156V176H157V177H156V176L153 175V174H158V172H160V171L157 172V171L155 170V172H154ZM201 170H200V171H201ZM210 170H211V168H210ZM248 170H249V169H248ZM97 171H98V170H97ZM104 171H105L106 174L104 173ZM138 171H137V174H139ZM142 171H143V170H142ZM207 171H208V170H207ZM212 171H213V169H212ZM250 171H253V170L251 169ZM250 171H248V172H250ZM102 172L105 174V177L103 176L104 174H101ZM109 172H110V174H109ZM117 172H119L118 169H117ZM133 172H132V173H133ZM153 172H154V173H153ZM231 172H232V174H231ZM246 172H247V171H246ZM255 172H251V176L253 175L252 173L255 174ZM64 173H65V172H64ZM64 173H63V174H64ZM107 173H108V174H107ZM112 173H113V177L110 178V176H112ZM135 173H134V174H135ZM206 173H207V172H206ZM208 173H209V172H208ZM212 173H214V172H211V174H212ZM235 173H236V172H235ZM237 173H240V172H237ZM65 174H68V175H69L68 172L65 173ZM100 174H101V175H100ZM118 174H119V173H118ZM118 174H117V177L119 178ZM134 174H132V175L135 176L136 174H135V175H134ZM144 174H145V173H144ZM144 174H143V176H144ZM164 174H165V175H164ZM203 174H204V173H203ZM211 174H210V175H211ZM248 174H249V173H248ZM43 175H44V173H43ZM121 175H122V174H121ZM121 175H120V176H121ZM161 175H164V176L161 177ZM204 175H205V174H204ZM208 175H209V174H208ZM210 175H209V177H210ZM65 176H67V175H65ZM65 176H64V177H65ZM69 176H70V175H69ZM69 176H67V177H69ZM115 176H116V175H115ZM127 176H128V177H127ZM129 176L131 177L130 172H129V175L127 174V175L125 176V174H124V177H123V178H122V176H121L120 179L117 178V179L122 183V186L124 185L123 187H124L125 190H126V191H123V192L120 191V192L122 193V194L120 193L121 196L119 195V193H118L119 191H118L117 194H116V197H115V195H111V194H110L112 198L110 197L109 199H107L108 197H106V199H105L106 201L103 200V201L105 202V204H103L104 202L100 203V204H101L100 207H102V206L104 207V208H103V207L101 208V209H103V210H101L102 213L100 212L101 215H104V214H105V215H107L108 217L105 216V215H104V216H101L100 213H99L98 215H99V217H101V218H96V217H98V215H92V214L90 213V214H88L87 216H84V217L82 218V220H80V221H82V222H80L79 220H78L79 222L77 221V223H76V222H73V224H75V225L78 224V223H83V224H81V225L85 226V227H84L85 234H86V231H87V232H88V233H87L88 236L91 235V236H90L91 239H92V238L94 239V241H90L92 244L90 243L89 248L91 247V249H93V248H92V246H93V247H95V249H96V246H100V243H101L102 245H104L103 242H104V243L106 242V243H105L106 250L104 251V253H105V254H104V257H105V258H106V257H110V256L112 255V252H111L112 249L109 250V249L112 248V247H111V246H110V248H108V247H109V243L112 242L113 237L115 236V233H116V232L114 233V231H116V230H114L115 227H116L117 231L119 230L118 232H124V231H125L124 229H127L126 231H128V232L126 233V231H125V233L127 234L126 236H129V235H128L129 232L132 234L133 231H132L131 229H129L130 227H128V226H130V224L132 225V224H136L137 222H139V223H137V224H138V226L140 227V230L143 231L144 228H145V224H144V222H142V216H141V215L143 214L142 211H145V210H147V208H150L151 206L155 205V204L157 203L156 200H159V199H160V200L164 201L165 203H166V201H167V203L169 204V203H170V200L173 199V198H169V197H171V196H167V197H165V196L160 195V194H159V195H158V194H156V195L153 194L154 196H152V199H151V195H149V196H144L145 199H144L143 196H142V197H140V198H142V199H140V198H139V199H136V201H135L136 203H134L135 206L138 207L137 209H138L139 211L141 210L140 212H141L142 214L139 215V216H140V219L137 220V218H139V216H138V217H137V216H134V217H132V218H135V217H136V218H135V219H130V220H128L129 222L123 220V221H125L124 224H123V222L118 221V220H117L118 222H116V221H115V215H114L113 213H111V212H112L111 210L115 207L113 203L116 202L115 204H116V206H118L119 201L126 202V201L130 200V198H131L130 196H133V195H134V194H132V193H134L133 189H134V187H136L135 184L133 185V183H136V184H137L138 181H140V179H138V177H139V178H140V177L142 178V180H141L140 182L143 183V182H142V181H143V177H142L141 175H140V176L136 175V176H135L136 178L133 177L136 181H135L134 179H132V177L129 179ZM137 176H138V177H137ZM159 176H160V178H159ZM195 176H197V175H195ZM206 176H207V175H206ZM228 176H227V179H226L227 182L229 181V183H230V184H228V185H231V187H232V184H234V185L237 187V185L240 184V186L238 185V187H240V188L238 189V187L236 188L235 186H233L232 189H229L230 187L227 186V187H225V189L228 188L227 191H228V190H231V191H232L233 188L235 187V189H237L238 191H236V193H235V192H234L235 189H234L232 192H234L236 195H237V194H240V193H238V192H241V191L243 192L244 190H243V188L241 187L242 183H241V181H240V180H242V179H241V178H238V176L236 177V176L233 175V176H234V177H232L233 179H234V178H238V179H239V180L237 179V181H236V179H234V181H236V182H235L236 184H235L234 181H233V179H232L231 177H228ZM67 177H65V178H67ZM90 177H91L90 179H92V177H93L94 179H95V178H98L97 175H95V173H94L93 176L91 175ZM125 177H126V180H125ZM151 177H152V178H153V177H156V178H153V181H152V178H151ZM209 177H207V178H209ZM239 177H240V176H239ZM254 177L256 178V177H257V174H255ZM149 178H150V179H149ZM161 178H162V179H161ZM67 179H68V178H67ZM94 179H92V181H93ZM105 179H106V180H105ZM107 179H108V180H107ZM111 179H112V180H111ZM128 179H129V180H128ZM210 179H211V177H210ZM210 179H207V180H208L209 183H212V179H211V180H210ZM253 179H254V178H253ZM257 179H255L253 183H256V182H257V181H256ZM104 180H105V181H104ZM118 180H117V182H119ZM146 180H145V181H146ZM158 180H157V181H158ZM214 180H215V179H213V181H214ZM107 181L110 182V183H109L110 186H111L112 184H114V185H112V187L108 186V187L106 188V183H108ZM125 181H131L132 184H131V183L129 184L128 182L126 183ZM134 181H135V182H134ZM210 181H211V182H210ZM216 181H217V180H216ZM242 181H243V180H242ZM251 181H252V180H251ZM105 182H106V183H105ZM150 182H149V183H150ZM238 182H239V183H238ZM87 183H88V182H87ZM111 183H112V184H111ZM124 183H125V184H124ZM144 183H145V182H144ZM144 183H143V184H144ZM146 183H145V184H146ZM155 183H156V182H155ZM158 183H159V181H158ZM197 183H198V182H197ZM197 183H196V184H197ZM206 183H207V182H206ZM258 183H259V182H258ZM263 183H264V182H263ZM88 184H89V183H88ZM88 184H86V185H88ZM90 184L93 185V183H90ZM109 184H108V185H109ZM128 184H129V185H128ZM196 184H195V186H194V184H193V186H194V187H197V189L193 187V188L195 189V190H193V191H194V192H196V191L201 192V191H202V193H201V194H200L199 192H197V193H192V197H193V198H194V196H195L196 194H198V193H199V194H198L199 196L196 195L194 200H192V199H193L192 197H191L190 200H189V201H191V204L194 203V202L196 201L197 204L194 203V204L197 205L196 207H198V205L201 206V205H202L201 203H202V202H205V201H201L202 198H203V200H205L204 198H208V199H209V198H212V196H216V195H217V194H214V195H213V193H210V196H211V195H212V196H211V197L209 196V190H211V189L213 188L212 186H215V184H216V185H217L216 188L218 187L217 182H214V183H212V184H209V186H208V185H207V186H204V187H203L204 189L200 187L201 191L198 189L199 186H197ZM213 184H214V185H213ZM261 184H262V183H261ZM91 185H90V186H91ZM126 185H127V186H126ZM147 185H148V184H147ZM147 185H146V187H148ZM152 185H153V184H152ZM211 185H212V186H211ZM226 185H227V183H226ZM30 186L32 187L33 185H30ZM90 186H87V188L90 187ZM257 186H258V185H257ZM263 186H264V185H263ZM91 187H92V186H91ZM91 187H90V189H91ZM153 187H154V186H153ZM186 187H187V186H186ZM188 187H189V186H188ZM205 187H207V188H210V187H211V189H208V193H207L208 195H207V196H205V194H206V192H207V190H205V189H206ZM110 188H111V189H110ZM180 188H181V187H179V189L177 188L178 192H177V190L174 191V189H172V192L174 191V192L177 193V195L180 196L181 194H179V193H182V195H187V194L191 191V190H189V189L187 188V190H189V192L187 191V194H185L184 188H183V191H184V192H183L182 190L180 191ZM214 188H215V187H214ZM216 188H215V189H216ZM220 188H221V186H220ZM220 188H219V189H220ZM241 188H242V189H241ZM90 189L88 188L89 191H90ZM92 189H93V188H92ZM92 189H91L92 193H95V192H93L94 189H93V190H92ZM117 189L120 190L119 187H118ZM181 189H182V188H181ZM185 189H186V188H185ZM190 189H192V188L190 187ZM217 189H218V188H217ZM225 189L222 188V192H223ZM240 189H241V190H240ZM129 191H130V192H129ZM193 191H192V192H193ZM204 191H206V192H204ZM213 191H214V190H212V192H213ZM217 191H219V190H217ZM225 191H226V190H225ZM225 191H224V192H225ZM231 191H228L227 196H225V197H227V200H228V198H230V197H231V198H235L234 193H233L234 197H233L232 193L230 194ZM131 192H132V193H131ZM210 192H211V191H210ZM214 192H215V191H214ZM220 192H221V190H220ZM220 192H218V194H219ZM222 192L220 193V195L222 194ZM242 192H241V194H242ZM92 193H91V194H92ZM203 193H205V194H203ZM215 193H217V192H215ZM226 193H227V192H226ZM114 194H115V193H114ZM126 194H127V195H126ZM128 195H130V196H128ZM182 195H181V196H182ZM193 195H194V196H193ZM231 195H232V196H231ZM242 195H243V194H242ZM242 195H237V196H242ZM92 196H93V195H92ZM125 196H126V197H125ZM181 196H180V197H181ZM217 196H219V195H217ZM217 196H216V197H217ZM222 196H223L222 198H221V196H219V197L221 198V199L219 198L220 201H221L222 199H223V200L225 199L223 194H222ZM237 196H236V197H237ZM113 197H114V198H113ZM127 197H128V199H127ZM129 197H130V198H129ZM147 197H148V198H147ZM156 197H157V198H156ZM173 197H174V193H173ZM124 198H125L126 200H125ZM155 198H156V199H155ZM158 198H159V199H158ZM161 198H162V199H161ZM217 198H218V197H217ZM117 199H118V200H117ZM150 199H151V201H150ZM153 199H154V200H153ZM196 199L199 200L201 203H200L199 201H197ZM219 199H218V200H219ZM142 200H143V201H142ZM223 200H222V201H223ZM225 200H226V199H225ZM111 201H112V202H111ZM137 201H138V202H137ZM141 201H142L143 203H142ZM146 201H148V202H146ZM152 201H153V202H152ZM168 201H169V202H168ZM192 201H193V202H192ZM228 201H229V200H228ZM149 202H151V203L149 204ZM256 202H257V201H256ZM260 202H261V201H259V203H260ZM172 203H173V200L171 201V203H170L169 205H171ZM221 203H224V202H221ZM225 203H226V202H225ZM234 203H235V202H234ZM257 203H258V202H257ZM262 203H263V202H262ZM110 204H111V206H114V207L111 208V209H110V207H111ZM140 204H141V206H140ZM144 204H145V205H144ZM146 204H149V207L147 206V208L145 207V208H146V209H145L144 206H146ZM232 204H233V203H232ZM249 204H250V203H249ZM249 204H248V205H249ZM260 204H261V203H260ZM236 205H237V204H236ZM236 205H235V207H236ZM251 205H252V207H254V206H253L254 204L251 203ZM251 205H250V208H251ZM257 205L260 207V209L263 208V207H262L263 204H262V205L257 204ZM257 205H255V207H256ZM135 206H131V207H130V205H129L127 208H128V209H130V208L132 209V207H135ZM194 206H195V205H194ZM237 206H238V205H237ZM239 206H240V205H239ZM258 206H257V207H258ZM263 206H264V205H263ZM108 207H109V208H108ZM235 207H234V208H235ZM140 208H141V209H140ZM143 208H144V209H143ZM236 208H237V207H236ZM240 208H242V207H240ZM106 210H108V211L106 212ZM182 210H183V211H182ZM109 211H111V212H109ZM180 211H181V212H180ZM180 211H179V213H181V215H183L182 213L185 212V211H187V210H184V209L181 208ZM236 211H237V210H236ZM239 212H240V211H239ZM239 212H238V213H239ZM185 213H186V212H185ZM187 213H190V215L188 214V216H192V217L194 218L192 212L188 211ZM262 213H263V212H262ZM111 214H112V215H111ZM191 214H192V215H191ZM240 214H241V213H240ZM240 214H239V215H240ZM250 214H251V213H250ZM250 214L248 213V215H250ZM263 214H264V213H263ZM263 214H262V215H263ZM110 215H111V216H110ZM181 215H180V216H181ZM184 215H185V214H184ZM186 215H187V214H186ZM260 215H261V214H260ZM260 215L258 214L257 219H254L253 217H256V216H253V217H252V214H251V217H252L254 220H256L258 223H260V224H261V222H262V224L264 225V223H263L264 220L262 219V217L264 218V215H263V216L261 215V216H262L261 218H260ZM92 216H93V217H92ZM95 216H96V217H95ZM244 216H245V214H244ZM244 216H243V217H244ZM246 216H247V215H246ZM85 217H86V218H85ZM89 217H91V219H89ZM192 217H190V220H188V225H189V226H188L187 223H186L187 221L182 220V219H181L180 221H178V222H174V218H173V219H172V218L170 219V218H168V217H167V218H166V217H161V218L159 219V220H160V223H164V221L167 220V223H169L170 225H168L167 230H163L164 234H160V233H159L160 236L157 234V235H158V236L156 235L157 237L155 236V238H153V239H152V237H151L149 240H147L145 246L147 247V249L149 248L148 250H150V249L152 250L153 248H155V247L157 246V244L159 245V242H160V241H162V240L165 239V238H164L165 236L168 235L167 237H169V238H171V239L173 238V240L176 239V240L173 241L175 244H183V243L185 244V242L188 241L187 243H191L192 245H194V244H195L194 240H196V242H198V243H196V244H198V246H201V247H200L201 249L208 248V247L210 246L209 244H211V243L209 242V241H211V240H210V238H211V237H210V235H211L210 233H211V232H210V233H207V234L204 236V239H205V240L203 239V237H199V236H197V235H196V232H195V230H196V229H195V228H196L195 226H197V224H196V222L194 221L195 219H193ZM251 217H250V218H251ZM80 218H81V217H80ZM92 218H94V219H92ZM105 218H106V219H105ZM108 218H109V219H108ZM178 218H179V217H178ZM185 218H186V216H185ZM191 218H192V219H191ZM237 218H238V216H237ZM240 218H242V217H240ZM252 218H251L250 220H253ZM78 219H79V218H78ZM258 219H260V221H259ZM261 219H262V221H261ZM76 220H77V219H76ZM84 220H85V221H84ZM101 220H107L108 222L111 221V222H109V223H111V225H112V226L110 227L111 230H109L110 232L108 231L107 234H102V235H101L102 237L99 236V235H97L98 232L96 231V228H97V225H96V224H97L98 221H101ZM213 220H214V219H213ZM239 220H240V221H239ZM248 220H249V219H248ZM250 220L248 221V223L250 222ZM87 221H88V222H87ZM113 221H115V222L113 223ZM133 221H134V222H133ZM140 221H141V222H140ZM171 221H172V223H171ZM183 221H184V222H183ZM189 221H190V223H189ZM237 221H238V225H239V226H241V223H242V225L244 224V222H242V221H244L243 218H242V219H239V218H238ZM237 221H236V222H237ZM256 221H255V223H256ZM85 222H86V223H85ZM173 222H174V223H173ZM182 222H183V223H182ZM220 222H221V221H220ZM222 222H225V220L222 221ZM239 222H240V223H239ZM121 223L124 225V227H123V225H122ZM129 223H130V224H129ZM165 223H166V222H165ZM184 223H185V224H184ZM193 223H194V226H193ZM248 223H247V224H248ZM251 223H252V221H251ZM113 224H115V225H113ZM137 224H136V225H137ZM139 224H140V225H139ZM142 224H143V225H142ZM195 224H196V225H195ZM222 224H223V223H222ZM75 225H74V226H75ZM126 225H127V226H126ZM180 225H181L182 228L180 227ZM220 225H221V224H220ZM220 225H218V226H220ZM90 226H92V227H90ZM113 226H115V227H114V229L112 230V227H113ZM125 226H126V227H125ZM75 227H76V226H75ZM185 227H186V228H185ZM192 227H193V228H192ZM225 227H226L225 224H224V226L221 225V227H219V228H224V229H220V230H219V232L221 231L220 233H221V235H222V239H221V240L224 241V242H223V241L221 242V243H222L221 246L226 247V246H230L231 244H232V246H233V243H232L233 240L238 241V242H240V241H244L245 244H246L247 242H249L250 237L247 238V236H246V239H247V240H245V235L242 236V235H239L238 232L236 233L235 231H234V232L228 231L227 227H226V228H225ZM262 227H263V226H262ZM12 228H13V227H11V228L9 227V229L13 230L14 228H13V229H12ZM28 228H30V227H28ZM31 228H34V227H31ZM31 228H30V229H31ZM76 228H77V227H76ZM76 228H75V229H76ZM78 228H79V227H78ZM142 228H143V229H142ZM168 228H169V229H168ZM176 228H177V229H176ZM180 228H181V229H180ZM183 228H184V229H183ZM187 228H189V229H187ZM263 228H264V227H263ZM30 229H28V230H30ZM35 229H36V228H35ZM165 229H166V228H165ZM172 229H173V230H172ZM178 229H179V230H178ZM191 229H193V232H192ZM217 229H218V228H217ZM235 229H236V228H235ZM238 229H239V228H238ZM238 229H237V230H238ZM11 230H10V231H11ZM33 230H34V229H33ZM91 230H92V231H91ZM122 230H124V231H122ZM180 230H182V232H181ZM187 230H188V231H187ZM239 230L242 231L241 229H239ZM260 230H261V231H260ZM262 230H263V229L260 228L258 231L262 232ZM35 231H36V230H35ZM90 231H91V232H90ZM144 231H145V230H144ZM174 231H175V232H174ZM224 231H226V232H224ZM243 231H244V230H243ZM243 231H242V232H243ZM263 231H264V230H263ZM11 232H12V231H11ZM11 232H10V233H11ZM29 232H31V231H29ZM176 232H177V233H176ZM184 232H185V233L187 232V234L185 235ZM188 232H189V233H188ZM244 232H246V231H244ZM13 233H14V231H13ZM25 233H28V231H27L26 229H25ZM33 233H34V231L31 232L32 235H33ZM35 233H36V235H37V232H35ZM109 233H110L111 235H109ZM125 233H124V234H125ZM172 233H174L175 235L172 234ZM194 233H195V234H194ZM216 233H217V232H216ZM216 233H215V235H216ZM228 233L231 234V235H229ZM246 233H248V232H246ZM246 233H245V234H246ZM8 234H9V233H8ZM8 234H7V235H8ZM29 234H30V233H29ZM170 234H171V235H170ZM179 234H180V235H179ZM182 234L185 236V237L183 236L184 239H183V237L181 236ZM224 234H226L227 237H226V235H224ZM234 234H235V235H234ZM240 234H241V233H240ZM243 234H244V233H243ZM248 234H249V236H251L250 233H248ZM253 234H254V233H253ZM259 234H260V233H259ZM10 235H12V234H10ZM10 235H9V239H8V240H10ZM22 235H23V234H22ZM32 235H31V236H32ZM169 235H170V236H169ZM173 235H174V236H173ZM176 235H178L179 237H178V236L176 237ZM193 235H194V236H193ZM213 235H214V234H213ZM215 235H214V236H215ZM261 235H262V236H261ZM12 236H13V235H12ZM14 236H17V235H16V232H15ZM14 236H13V237H14ZM19 236H20V235H19ZM24 236H25V235H24ZM24 236H22V237H24ZM93 236H94V237H93ZM111 236H112V237H111ZM216 236H217V235H216ZM223 236H224V237H223ZM234 236H235V237L238 236V238L233 239ZM239 236H240V238H239ZM254 236H255V235H254ZM7 237H8V236H6V238H7ZM13 237H11V240H13V239H12ZM22 237H21V238H22ZM34 237H35V235H34ZM99 237H100V238H99ZM191 237H192V238H191ZM197 237H198V238H197ZM205 237H206V238H205ZM220 237H221V236H220ZM36 238H37V236H36ZM106 238H107V239H106ZM157 238H158V239H157ZM161 238H162V239H161ZM177 238H178V240H177ZM179 238H180L181 240H180ZM190 238H191V239H190ZM193 238H195V239H193ZM207 238H208V239H207ZM230 238H231V239H230ZM15 239H16V238H15ZM15 239H14V240H15ZM111 239H112V240H111ZM151 239L154 240V241H152ZM160 239H161V240H160ZM186 239H187V240H186ZM192 239H193V240H192ZM198 239H200L201 241L199 242ZM214 239H215V238H214ZM217 239H218V238H217ZM228 239H229V240H228ZM237 239H238V240H237ZM253 239H254V240H253ZM253 239H252V237H251V239H250V240H251V243H254V244L256 243V245L259 246V248H257L258 251H259L260 247H261V248L264 247V237H263V234H262V233L259 235V237H257V235H256V238L253 237ZM256 239H258L259 241L256 240ZM6 240H7V239H6ZM8 240H7V242H10V241H8ZM101 240H102V241H101ZM103 240H104V241H103ZM158 240H159V242H158ZM185 240H186V241H185ZM252 240H253L254 242H253ZM260 240H261L263 243H262ZM107 241H110V242L108 243ZM126 241H127V243L124 242L123 245H124V244H125V245L122 246V248L124 249L123 252L125 253V260L127 261L126 264H128V262H129V264H150V263H151V264H168V263L170 264V262H169V258L167 257V256H168V251H166V250H167L168 246H170V245H171L170 247H173L172 245H173L174 243H173V244H170V245H169V243H168L167 248L165 247V248H166L165 250H164V248H163V251H160V255H162V256H161L162 258L165 257V256L167 257V263H166V262H163V261H164L163 259H162V261H160L161 258H159L158 256H157V257H158L159 259L156 258V260L158 259V263H157V261H156L154 258H153V260H152V259H151L152 257H150V256H148V257H147V256H144V255H140V256H138L139 254H136V252H133V250L130 249V248H131L130 246H131L132 243H131V242H128V239H127V238H126ZM150 241H151V242H150ZM155 241H156V242H155ZM179 241H180V242H179ZM202 241H203V242H202ZM205 241H208V244H205V243H207V242H205ZM214 241H215V240H214ZM228 241H229V242H228ZM235 241H233V242H235ZM12 242H13V241H12ZM14 242H15V241H14ZM14 242H13V243H14ZM148 242H149V243H148ZM215 242H216V241H215ZM230 242H231V243H230ZM238 242H237V243H238ZM244 242H243L242 244H244ZM258 242H259V244H258ZM13 243H12V245H14ZM150 243H151V244H150ZM155 243H156V244H155ZM170 243H171V242H170ZM200 243H201V244H200ZM202 243H203V244H202ZM224 243H225L226 246L224 245ZM249 243H250V242H249ZM251 243H250V244H251ZM93 244H95L96 246H94ZM98 244H99V245H98ZM160 244H161V243H160ZM184 244H183V245H184ZM204 244H205V245H204ZM216 244H217V243H216ZM216 244H215V245H216ZM227 244H228V245H227ZM245 244H244V245H245ZM261 244H263V246H262ZM129 245H130V246H129ZM153 245H154V246H153ZM189 245H190V244H189ZM208 245H209V246H208ZM218 245H219V244H218ZM218 245H216V246H218ZM247 245L250 246L249 244H247ZM22 246H23V245H22ZM195 246H197V245H195ZM211 246H213V244H212ZM211 246H210V248H211ZM221 246H220V247H221ZM248 246H247L246 249H248ZM254 246H255V245H254ZM8 247H9V249L11 250V249H14V248L16 249L18 246H15V247L13 246L14 248H12V247L8 244ZM10 247H11V248H10ZM127 247H128V248H127ZM202 247H203V248H202ZM220 247L218 246V248H216V249H219ZM224 247H222L221 249H222V250L225 249ZM251 247H253V245H251ZM255 247H256V246H255ZM255 247H254V248H255ZM24 248H25V246H24L22 249H24ZM28 248H29V247H28ZM28 248H27V249H28ZM97 248H98V247H97ZM197 248H198V250L196 249V250H197V251H196L197 253L194 252V250H193L194 254H193V252H192V254H189V253L187 252V253L190 255V256L188 255L187 258H191L190 261H192L191 263H188V264H197V263H198V264H199V263H200V264H201V263L204 264V262L206 261V257H205V260H203V259H204V256H206V254H210V252H209V253H207V251H206V252H203L204 250H201L199 247H197ZM210 248H209V249H210ZM214 248H215V246H214ZM27 249H26V250H27ZM30 249H31V250H29V251H32L33 248H30ZM107 249H108V250H107ZM129 249L131 250V252H130ZM209 249H207V250H209ZM227 249L229 250L230 248H229V247L226 248V252L228 251ZM249 249H250V247H249ZM252 249H253V248H252ZM262 249H263V248H262ZM262 249H261V250H262ZM7 250H8V249H7ZM10 250H9V251H10ZM16 250H17L16 253H18V254H16V255H17V256L19 255L20 257H18V258L21 259V260L18 259V260H19V262H18L19 264H38L40 261H41L42 264H45V263H46V262H43V260H42V259H43V258H42L43 256H42L41 254H43V252L40 253L41 251L39 252V250H38L39 255H40V256H39L38 253H37V251H36V250H37L36 248L33 249V250H35L34 252H35V254H37L38 256L35 255L33 251H32L33 253H32V252L30 253V252H27L26 250H24V251H26V254H25V252L20 253L21 255L23 254V257H22V256L19 254V252L22 251L21 248L16 249ZM18 250H19V251H18ZM190 250H191V249H190ZM200 250H201V251H200ZM205 250H206V249H205ZM212 250H213V249H212ZM222 250H221V253H220V256H221L220 259H219V257H218L219 254L217 255V257H218V259H219L217 264H233L234 262H236V264H237V263L240 264V262H239V261L241 260V259H240V256L238 257V256L236 255V257H234V253H233V251H231V252L228 251V252L231 253V256H230V255H228V254H230V253L227 254V253L225 252V254H224V253H222ZM231 250H232V249H231ZM250 250H251V249H250ZM255 250H256V249H255ZM257 250H256V255H254V253L251 254L253 258H252V257H248V256H246V257H248L249 259H251V260H253V261H254V260H257V259H256L257 255H258L257 253H259V252L261 253V251L258 252ZM9 251H8V252H9ZM90 251H92V250H90ZM93 251H94V249H93ZM97 251H98V250H97ZM108 251H109L110 253H109ZM125 251H126V252H125ZM191 251H192V250H191ZM219 251H220V249H219ZM223 251H225V250H223ZM251 251L254 252V250H251ZM94 252H95V251H94ZM129 252H130L131 254H129ZM189 252H190V251H189ZM200 252H201L202 254H201ZM213 252L215 253V250H214ZM217 252H218V251H217ZM245 252H247V251H245ZM248 252H249V251H248ZM9 253H10V252H9ZM28 253H30V254H28ZM133 253H134L135 255H134ZM166 253H167V255H166ZM190 253H191V252H190ZM218 253H219V252H218ZM12 254H15V250H14V253H12ZM12 254H10L11 257L13 256ZM32 254H33V255H32ZM132 254H133V255H132ZM195 254H196V255H195ZM199 254H200V255H199ZM222 254H224L225 257L229 256V257H230V258H229V261H228V257L225 258L224 256H222ZM226 254H227V255H226ZM232 254H233V255H232ZM237 254H238V253H237ZM245 254H246V253H245ZM25 255H26V256H25ZM43 255H44V254H43ZM94 255L96 256V254H94L93 252H92V253L89 252V253L86 255V259H85V260H86V264H97L98 262L100 263V259H101V258H100V257L97 258L98 255H97L96 257H95ZM108 255H109V256H108ZM184 255H187V254H184ZM192 255L195 256V257L193 258ZM197 255H198V257H196ZM210 255H211V254H210ZM212 255H213V253H212ZM246 255H248V253H247ZM249 255H250V254H249ZM251 255H250V256H251ZM41 256H42V257H41ZM133 256H134V257H133ZM254 256H255V257H254ZM11 257H10V258H11ZM21 257H22V258H21ZM27 257H28V259H27ZM34 257L36 258V261H35V258H34ZM37 257H38V258H37ZM92 257H93V259H92L93 261L91 260ZM129 257H132L131 260H130ZM154 257H155V256H154ZM201 257H203V258H201ZM212 257H214V256H212ZM222 257H224V260H223V261H222V259H223ZM237 257L240 259L239 261L237 260V259H238ZM10 258H9V259H10ZM30 258H31V260H30ZM44 258H45V257H44ZM46 258H47V256H46ZM46 258H45V259H46ZM96 258H97V259H96ZM140 258H141V259H140ZM147 258H148V259H147ZM215 258H216V257H215ZM241 258H242V257H241ZM257 258H258V257H257ZM9 259H8V260H9ZM11 259H13V257H12ZM11 259H10V260H11ZM37 259H38V260H37ZM94 259H95V260H98V262L95 261ZM150 259H151V260H150ZM185 259H186V257H185ZM234 259H235V261H234ZM246 259H247V258H246ZM249 259H248V260H249ZM15 260H16V259H15ZM15 260H14V261H15ZM24 260H26V262H25ZM48 260H49V261H48ZM125 260H123V261L125 262ZM129 260H130V261H129ZM144 260H145V261H144ZM194 260H195V262H194ZM196 260H197V261H196ZM202 260H203V261H202ZM213 260H214V259H213ZM220 260H221V261H220ZM231 260H232L233 262H230ZM243 260H244V259H243ZM243 260L241 261V263H243ZM14 261H13V262H14ZM28 261H29V262H28ZM38 261H39V262H38ZM46 261H47V264H48V263L50 262V259H46ZM94 261H95V262H94ZM133 261H134V262H133ZM135 261H136V262H135ZM139 261H140V262H139ZM184 261H185V260H184ZM186 261H188V260L186 259ZM190 261H188V262H190ZM208 261H209V260H207V262H208ZM219 261H220V263H219ZM237 261H238V262H237ZM21 262H22V263H21ZM27 262H28V263H27ZM148 262H149V263H148ZM152 262H153V263H152ZM180 262H182V261H180ZM216 262H217V261H216ZM229 262H230V263H229ZM244 262L247 264V261H246V260H244ZM250 262H252V261L249 260V261H248V264H250ZM255 262H256V261H255ZM9 263H10V261H9ZM16 263H17V262H16ZM18 263H17V264H18ZM41 263H40V264H41ZM183 263H184V262H183ZM205 263H206V262H205ZM211 263H212V262H211ZM211 263H208V264H211ZM214 263H215V261H214ZM245 263H243V264H245ZM10 264H11V263H10ZM12 264H14V263H12ZM49 264H50V263H49ZM117 264H119V263L117 262ZM184 264H185V263H184ZM206 264H207V263H206ZM252 264H255V263H252Z\"/></svg>", "mask_w": 264, "mask_h": 264}]
</instances>
